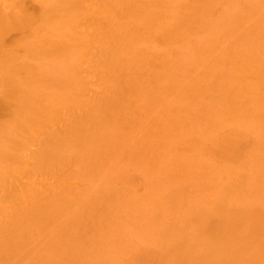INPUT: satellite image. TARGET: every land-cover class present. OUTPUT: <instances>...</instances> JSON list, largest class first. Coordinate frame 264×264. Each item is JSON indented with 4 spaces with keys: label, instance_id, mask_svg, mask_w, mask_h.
Wrapping results in <instances>:
<instances>
[{
    "label": "rangeland",
    "instance_id": "374dc122",
    "mask_svg": "<svg viewBox=\"0 0 264 264\" xmlns=\"http://www.w3.org/2000/svg\"><path fill=\"white\" fill-rule=\"evenodd\" d=\"M25 1H27L28 10L30 12L37 13V11H40V9L38 10V8H39V6H40V4L42 2L41 3H38L39 0H34L33 2H32V0H25ZM43 1H44L43 4H45V1L46 0H43ZM58 1L62 2L63 0L62 1L61 0H58ZM64 1H66V0H64ZM70 1H73V0H68L67 2L69 3ZM80 1H81V3L88 2V3L85 4L86 7L84 6L85 9H86V14H85V16H83L84 18H82V16H80V14L82 15V12L79 11V10H82L83 9V7H81V6H83L84 4H80V2L78 0V3H76V5L74 6V10L73 11H75V12H73L71 10L72 15H71V13H69V14L67 13V15L65 14L63 16L64 13L61 12L62 10L61 11L60 10H57V11H60L62 13V17H58L59 15H55V12L53 10L56 11V9L59 6L61 7V5H59L57 8H55V7L53 9L52 8L51 9H48L47 8L49 12L53 11L54 15H53V13H51L52 14L51 15L47 11V9L45 8L46 9V12H47V15L48 14L51 15V16L48 15V16H50L48 20L46 18H44V20L39 19V21H41L40 24H39V26H41V27H43L42 26L43 24H46V20L49 22L50 25L52 23L53 26H54L55 22L57 23V21H58V23L55 24L54 27L52 26V28H54V30L52 28H50L52 30H48L47 29V27L48 28L51 27L50 25H47L46 24L47 27L44 26L45 29H47L48 31H51V33L49 32V35H48V33H46L47 37L50 36V35H52V36H50L49 39L47 38V41L48 40H50V41H52V40H55L56 41L57 40L59 42V40L61 41L63 38L62 39L60 38L58 40V36L61 37V34L64 36V33H66L69 30L68 28L71 29V31L69 30L70 32L66 33V35L67 34H69V35H67V36L65 35L66 38H67V40H68V36H69V40L72 41V42H70L68 40L69 41V46H65V48H68L67 49L68 52L64 48L63 45L61 46V44H64V45L66 44L67 45L66 42L65 43H60L59 42L60 44L58 43V45L62 49L61 50L60 47L57 45V42L55 43V41H53L55 44H52V45L55 46V49L59 47L58 48L59 50H57L55 52V49H54V51L51 53L50 50H48L46 48L48 50L46 52L45 51L46 49L44 48V46L42 47V44L45 42V43L49 44L50 47H51V43H53V42H51V43H50V41H48L49 43L46 42V40H45L46 37H45V38H43L44 40L42 39L43 40V41H41L42 43L40 42L41 43V47L43 48V50H42L43 53L41 55L40 54H37V55H34V56L33 55H30L31 57L29 56L28 53L32 52V51H30L32 44H34V47L36 45L35 44L36 42L35 43L34 42L31 43V42L32 41H36L37 39L39 41L41 39V37H44L43 32H41L42 30L44 31V33H45V31L48 32L47 30L44 29V27H43V29L41 31L38 30L39 29V27H38V23L39 22H36L38 29L34 30L35 27H36V24H35L34 29H33L34 31L32 30V32H34L33 34L30 31L31 33L29 32V34L26 33V34H24L22 36L23 33H21V35H20V32L18 33L16 31H14V32L10 33V36H8L6 38V40L8 42V44H7L8 47L6 45V48L7 49H5L6 51L8 50V48H10V47L11 48L12 47L14 48L16 46L15 43H17V42L14 41L15 43L13 44L12 42H10V40H14V39H16V40L18 39L19 40V38L22 37V39L25 40L24 43L27 41V44L26 43L25 44L23 43V46H21L22 44L19 41L20 43L18 44V48L20 47L21 50H20V48L18 49V48L15 47L16 52H17L16 53L14 51V55H15V58H16L15 60H16L17 63H19L18 65H21L20 62L22 61L21 63H22V66L23 67H26V66L29 65L28 67L31 68V65L33 64L32 65V69H35V70L32 71V70L28 69V67L27 68H23L22 66H20V68L22 67L20 69V68H18L19 66H17V68L20 69V70H18L17 68H14L15 70L17 69L16 71L14 70L15 71L14 72L15 74L13 73V76L16 75V78L13 77V76H12V78H15L16 80L19 79V78H24L23 79V82H21L22 80L19 79L20 81L18 83V85L20 84L19 86L21 87V84L26 82L27 85L26 84L22 85V89H24L23 86L24 87H27L31 83H32L31 85H33V84L36 83L34 87L36 88V92H37V90H39L40 95H38L37 97H36V95H34L36 98L33 99L31 96L33 95L34 90H33V92L31 91L32 94H30L29 93L30 91H28V94L27 93L26 94L27 95H30V97H27V95H26L27 98L25 100L27 101V104L28 105L25 104V109H26L27 106H29V105L31 106L32 109L28 110V112L29 111H34V112H31L30 113L31 116L33 115V113L36 115L39 112V116L36 115V117H35V115H33L31 117L32 120H33V117H35L34 118L35 120L37 119V117L39 118L41 115L44 116V117H40L41 118V121H40L41 123L40 122L38 123V121H37V123H36V121H32L33 124L34 123L39 124V125L34 126L35 124L33 125L31 123L30 116H27L30 119V123H31V124H28V122H29L28 120L29 119H27L26 115H29V114H27L28 112L24 113L27 110L22 109V106H20L21 107V109L19 111L20 114L19 113H16V116L13 115V114H15L14 111H11L10 110L11 108L13 110H15L14 105H15V102L16 101H14L13 99L10 100L9 103H7V105H6L7 107L2 105V104L5 105V102H0V105H1L0 106V128H1V126L3 127L4 125H9L10 127L6 126V128L8 127V129H6V130H9V128H11V131H13V132L16 131L15 133H12L11 132V135L10 136L12 138L9 137V139L6 138V140H5V137H3V136L5 135V136L8 137V134H6V133L7 132L9 133L10 131H7L6 132L5 129L2 130V131H5V134H3L0 131V139H1V141H0V149L7 150L8 148H11V145H12V148H13V150L10 151L8 149L9 151L6 152V154L8 153L7 154L8 155L7 159L9 158V154H10V156L12 155L11 157H12L13 161H9L7 159H4L3 156H6V155H2L0 153L1 154V157H2V158L0 157V159H1L0 162L2 163V165L0 167V169H2L1 172H5V170H4L5 168L7 170L6 171V174H5L6 176L4 177V178L7 179V181H6L7 183L4 181L6 183V184H4L3 181L2 182L0 181L1 182L0 185L2 186V184H3V186H2L3 188L0 191V196L2 194V196L0 197L1 198L0 200H2V201H0V203H1L0 204V220L3 221L5 225H8V224L10 225L11 221H10L9 216L12 213L10 211L11 206L13 204L15 205V203H18L17 201H22L23 204H24L22 210H20V209L18 210L17 209L18 208L17 206H16V208H14V209L12 208L11 209V210H15V215L14 216H16V214L18 216L17 217V220L13 216H12L13 218L11 217V219H13L12 221L15 222V223L18 222L19 226L17 225L16 228L14 229V227H13V226H15L14 225L15 223H14L13 226H12L13 227L12 234L9 233V235L11 236V235H14L16 233L15 236H13V238H12V239H15L17 237V234L19 232H21V230L23 232L22 235H25V236H22L23 238L21 236H20V238L17 237L19 240L21 239L20 242L22 243V245L21 244L18 245V247L19 246L20 247L19 248L17 247L18 250L17 251L15 250L16 251V255H14L15 257H13V254H15V252L14 253H11L12 250L9 253H5V252L7 250L6 248H8V246L10 245V243H11L10 248H12V245L14 244V241H11L10 240L11 242L8 241L9 242V244H8V242H6L8 237L7 238L5 237L6 238V240H5L4 237H3L4 234L3 233L0 234V239H1V241H0V264L1 263L2 264L3 263L6 264V262H8V264H14V261L15 260H16L15 261V264H16V262L18 263V261L20 262L19 264H21L23 260L25 261L24 263H26V261L28 260V264H31V263H29L30 260L34 262V260H32V257L31 256L34 257V256H36L37 253H39L41 256H43L45 254V251H46V254L47 255L51 256L48 253V251H50L51 254H52V257H53L52 258V257H49L48 256L49 258H52V259H49V261L51 260L50 263H49L48 260H46V263L48 261L47 264H57V263L58 264H62V263H64L63 258H64V256H66L65 254H67L71 250V251H73L72 252V256H73V253L76 252L77 250H80V249H81L80 251H77V253H74V255L76 256V258H74V257L72 259L69 258L70 262L72 260V263L71 264H76L74 262H76L77 260H78L77 263L79 261H81V260L83 261V257L82 258L79 257L82 254H84V256L85 255L90 256V257H87V256L84 257V261L86 262V264H96V263L97 264H115L116 262H117L116 264H132V263L133 264H184V263L187 264V261L189 262V264L190 263L191 264H193V263L194 264H197V261H195L196 259H198V264L199 263L200 264L201 263L202 264H209V263L210 264H213L212 262H209V260L211 261L213 258L217 259L219 256H220L219 257L220 259L221 258H223V259H221V260L218 259V262H220V263H218V262L216 263L217 260L214 261L215 259H213L212 261L214 262V264H225V263L226 264H228V263L229 264H241V262H242V264H250L252 260H254V261H252L251 264H254V263L255 264H258V263L259 264H262L264 262V260H263V258H264V244H262V242H264V236H263L264 235V219H263L264 218V190H263V188H264V177H263L264 176V163H263L264 162V145H263L264 144V141H263L264 140V138H263L264 137V115H263V113H264V99H263L264 98V14H263L264 13V0H225V1L224 0H207V1L206 0H162L160 2L157 1L156 2L157 5H158V3H160V6L162 5V2L165 1V2H163L165 6H162V7H158L155 3L152 4L151 2H153L154 0H146V2L151 1V2L148 3L149 6H150V9L156 7V9H151V10L149 9V6H148V4L145 1L139 0L141 2V4H143L142 2L145 3V5L144 4L142 5L144 7L143 8V7L140 6V2H138V0H137V5H136V8L135 9L138 10L137 6L139 5L138 7H140L139 8L140 12H141V8H143L142 12L143 13H147L146 15H144L142 13L141 15L142 16L144 15L143 17L140 16V13L138 15H136L137 12H139V11H137L135 13H133V12L131 13L130 12L131 14H134V15H127V13H125L127 11H123L122 12L121 10L123 9L125 3L124 4L122 3V5H121L122 6V9L120 8L121 9L120 12L124 13L123 14L124 16L123 15H120L121 13L119 14L118 13L119 11H117V15H115L117 9L115 11H113V10L115 8L119 7V5H120V4H118L119 2L120 3L121 2H124V0L123 1L118 0L119 1V2L117 1L118 3L115 2L116 0H112V3L115 2L114 3V7H115L114 9H113L112 5L109 6V7L107 6L109 4L107 1H110V0H106V1L105 0H103V1L97 0V2L95 0L94 1L91 0L92 2L90 0H88V1L85 0L84 2H83V0H80ZM198 1H200V2H198ZM5 2H8V0L5 1ZM9 2H10V0H9ZM13 2H15V0H13ZM98 2H100V3H98ZM46 3H48V5H50V7H52L51 4L53 6L58 5V3L55 4V2H53L52 0H48V2H46ZM112 3H110V4H112ZM204 3L207 6H205ZM2 4L5 5L6 3H3L2 2ZM43 4H42V7L41 8H42V10L45 11L44 7L46 5L44 6ZM199 4H201V6H199ZM48 5L46 7H48ZM72 5L70 4V8H68L69 5L68 6L65 5V7H67L68 9H71V6ZM116 5H118V6H116ZM76 6H77V9H76ZM92 6H93V8H92ZM80 7H81V9H80ZM196 7L198 9H196ZM7 8L8 7H6L5 9L8 11ZM87 8H89V9H87ZM90 8L92 10H94V11H96V9L98 8V10L96 12H98V13L100 12L99 13L100 15L99 14H95L94 11H93L94 12L93 13L92 10L90 11ZM158 8L161 9L160 10L161 12L158 11ZM202 8L205 9V10L203 11ZM104 9H106L105 10L106 12L104 11ZM148 9L150 10L149 15H150L151 19L148 18L149 17V15H148V12L149 11H147ZM183 9L184 10L187 9V11L185 12ZM42 10H41V14H43L42 13ZM76 10L79 11L80 13L79 12L76 13ZM111 10L113 11L112 14H114V16H107L108 14H110L112 12ZM154 10H156V11H154ZM188 10H190V11H188ZM151 11H153V12H151ZM201 11L203 13H205V15L202 14ZM83 12H85V10ZM239 12L241 14H243V15H241ZM56 13L58 14V12H56ZM87 13H90V14L92 13L91 14L92 16L89 14V16H90L89 17ZM102 13H104V14L102 15ZM151 13H152V15H151ZM156 13L158 14V16H157ZM182 13H184V14H182ZM191 13L195 17L192 16ZM198 13L200 15H203L204 16L203 18L200 17L201 18L200 20H198L199 19V16H200ZM112 14H110V15H112ZM44 15H45V17H48V16H46V13ZM44 15H42V16H44ZM93 15H94V17H93ZM161 15L162 16L164 15V17L162 18ZM174 15L175 16L177 15V16L175 17ZM54 16H55V20H57L55 22H53ZM66 16H68V18ZM131 16H132V18L134 17L136 19V20L134 19V23L133 24H135V25L137 24L138 29L143 28V30L140 29L138 31V29L135 28L137 26H135V25L132 26V29L135 28V29H133L134 32L136 33V31H137V33H139L138 35H139V39L141 41L139 39L137 41H140L141 42L140 46L137 44V41L134 40V37H132L135 34V33L133 34V32H132L133 30L130 29L131 28L130 25L132 23L129 25V22H127L129 20V18H130L129 21L130 22H133V19L131 18ZM167 16H168V18H167ZM88 17H89L90 20L88 19ZM109 17H111V18L110 19H107ZM124 17L128 18V20L126 18H124ZM144 17H146V19L148 18L147 19L148 21L145 20L148 23L143 22L144 21ZM153 17H154V19H153ZM182 17H185L187 20H184L185 18L182 19V20L180 19L181 21L179 19H177V18H182ZM191 17H193V18H191ZM50 18L52 19V21L50 20ZM119 18L121 20H123L124 22L121 21ZM165 18H167L169 20H167ZM189 18H191V19H189ZM99 19L101 20V22H100L101 24L104 23V22H106V21L107 22L110 21V20L113 21L111 24H109V25H112V26L116 22H118V21L115 22L114 19L115 20H119V21H121V23L123 22L122 24L120 22L119 23L122 26L124 25L123 27H126V29H127L128 26H130V27H128V31L129 32L126 31L125 28L122 29V31H124V32H122V33L119 32L118 31V27L120 26L119 24L118 25L116 24L117 26L115 25L117 27V28L115 27V29L118 31V32H115L116 30L113 31L114 26L110 29L109 28L110 26L107 27V24L109 22L108 23L106 22V23H104L103 26H105V24H106V26H105V27H107L106 28V32L109 29L111 30L110 31L111 32V36H110L109 31L107 33L104 32L105 30H103V29H105V27L102 28L101 27V24H100V28L98 29L99 26L97 27V25H99V22H98ZM137 19L140 20V22ZM164 19H165V21L166 20L169 21L168 22L169 24H171L172 22H174L175 19H176L177 20L176 23L174 22L175 23V29H174V27L172 28L171 25L169 26V24L167 23V21L165 22ZM170 21H172V22H170ZM190 21L192 23H190ZM198 21H200L201 23H199ZM179 22H181V24L182 23L183 24L185 23L187 25L184 24V26H183V24L181 25ZM142 23L144 24L143 27H142ZM163 23H165L164 25L167 26L169 30L166 29L167 27H163L164 26ZM177 23L181 27L179 25H177ZM68 24L70 26H68ZM95 24H97V25H95ZM127 24H128V26H127ZM198 24H200V25L197 26ZM56 25H58L59 27H56ZM140 25H141V27H139ZM64 26L67 27L66 28L67 31L65 30V27ZM122 26H120V27H122ZM191 26H192V28H191ZM95 27H97V28H95ZM159 27H160V29H159ZM178 27H179V32H178ZM171 28L173 30H171ZM230 28H231V30H230ZM60 29L63 30V33H62V31ZM37 30H38V33H40L41 35L40 34L38 35L36 33ZM99 30H100V32L103 30L102 32L103 33H106V36L109 39L108 40L106 38L108 41L105 39L106 36L103 35L102 33H100ZM175 30H177V31H175ZM233 30H234V32H233ZM52 31L54 33H52ZM64 31H66V32H64ZM73 31H75V33ZM95 31L96 32L98 31L99 33H96ZM125 31L128 32V33H130V34L132 32L133 35H130L128 33L126 34ZM172 31H173V33H172ZM87 32H88V34H87ZM123 33H125L126 35H124ZM36 34H37V37H40V39L36 37ZM74 34H75V36H74ZM76 34L78 35V37L80 38V40H78L79 38L77 37ZM100 34L103 35L102 38H101V35ZM34 35H35V37L37 39H35ZM54 35L55 36L58 35L57 36V39H55L56 37ZM115 35L117 36V38L118 37H121V38H118L117 39L115 37L117 39V40L115 39L116 43L117 44L119 43V44L116 45V49L114 48L115 49L114 50L113 47L115 45H114V42H113L114 41V37L113 36H115ZM136 35H134V36H136ZM138 35L136 37H138ZM65 36H64V39H66ZM30 37L31 38L33 37L32 38V41H31V38ZM122 37H124V38L128 37L129 39H132L131 41L134 40V42H132L133 45L132 44L130 45V43H128L127 41H125V42L123 41L124 43L127 42L126 43L127 47H130V49L132 51L131 50H128V49H127V51L126 50H124V51L123 50H120V51H123L122 55H120L121 52L119 51V49L117 47L121 48L120 46H125V44L122 45V43H123L122 42ZM112 38H113V40H112ZM22 39H20V40H22ZM97 39H98V41H97ZM100 39H101V42H100ZM110 39H111V42H110ZM119 39H121L120 40L121 44L119 42ZM63 41L64 40H62V42ZM9 42H10V44H9ZM22 42H23V40H22ZM28 42L31 43V44H29ZM140 42H138V43H140ZM230 42H232V43H230ZM40 43H38L37 46L40 47V45H39ZM28 44L30 46L29 52H28V48H27ZM70 44L72 45L73 48L70 47L71 46ZM95 44H97V45H95ZM128 44H129V46H128ZM134 44H135L136 47L134 46ZM11 45H14V46H11ZM24 45H26L25 48L27 49V52L24 49ZM79 45L80 46L83 45V49H82V47L80 48ZM103 45H105V46H103ZM88 46H89V48H88ZM36 47L34 49H35V51L37 53V50L39 52V50H41V48H39V47L36 48ZM102 47L104 49V54L103 53L102 54L100 53L101 51L103 52V50L98 51ZM138 47H139L140 50H142V49L143 50L140 52V50L138 49ZM145 47H147V48L144 51V48ZM15 49H11V51H13ZM22 49L25 50V51H23ZM34 49H32V50H34ZM71 49H72V52H70ZM121 49H126V47L125 48L123 47ZM51 50H52V48H51ZM116 50L118 51V53H120L119 55H115V51ZM133 50L134 51L137 50V51H139V53H137V51H135V53L133 54L132 53V52H134ZM65 51L67 52L66 54H65ZM112 51H114V53H112ZM22 52H23V54H22ZM124 52H125V55L127 53L128 54L126 56L125 55L123 56ZM166 52L168 54H166ZM12 53L13 52L9 53V56L7 55L8 56V59H6L7 56L5 55L6 56L5 59L6 60H9L8 62L11 61L12 63L10 62V64L12 66L10 64H8V63H6V64L4 63V61H5V60L3 61L4 56L2 57L3 59H1L0 64L4 63V64H2L4 66L10 65L7 68L13 67V64L15 63V60L13 58L14 55ZM26 53H27V55H26ZM32 53L34 54V52H32ZM63 53L65 54V56L63 55ZM84 53H87V54H84ZM129 53H130L131 56L129 55ZM142 53H145V55L142 54ZM10 54H12V56ZM17 54H19V56ZM52 54H55L56 57L53 58L54 55H52ZM67 54H68V56H67ZM110 54L112 55L111 58H110ZM113 54H114V56H116V58L113 56ZM138 54H142L143 57L145 56L144 57V60H143V57H142L141 60L140 59H136L139 56ZM156 54H158V55H156ZM204 54H205V56H203ZM75 55H76V57L78 55V59L77 60H79V59L82 60V61L79 60L80 63H79V61L76 60ZM166 55H167V57H165ZM50 56H52V57H50ZM148 56L150 58H148ZM39 57H43V60H42V58H39ZM49 57L52 58V59H50ZM62 57H63V60H61ZM67 57H69L70 59H68ZM104 57H105V59L103 61L102 59ZM107 57H109L111 60L110 59H106ZM121 57H124L123 60L126 61V63L129 62V61L132 62L134 60H137V61H134V63L137 62L139 64V63H141V61H143V63L144 62H146V63H145V66H144V64H142L143 65L142 68L140 67L142 65H138L137 63H135V64H137L138 68L139 67L141 68V69L140 68L138 69V68H133V67H136V66H134L135 64L132 67L131 66L132 63L129 62L128 64H126L122 60L123 64H125V65H122V63L118 64V66L119 65H122V66L119 67L120 69L118 70V67L115 65V62H116L117 59L118 60H117L116 64L118 62H120L121 60H119V59ZM125 57L128 58V59H126ZM131 57L132 58L135 57V59L131 61L129 59ZM151 57H154V58H151ZM12 58H13V60H12ZM31 58L33 60H31ZM35 58H37V59L35 60ZM56 58H57L58 61L56 60ZM145 58H148V60L146 59V61H145ZM206 58H207V60H206ZM17 59H20V60H17ZM46 59L47 60L49 59L48 62H47ZM83 59H84V61H83ZM98 59L100 60V63L101 62L104 63L105 60H109L107 62H109L110 65L112 64L111 66H113V64L115 65V66H113L115 68L114 70H111L113 67L112 68H111V66L109 67L110 68V71H108V73L112 71L111 73H109L110 74L109 76H107L108 73L106 71L108 63H107L106 66L103 65V64H99V60ZM112 59H113V61H112ZM197 59H199V60L197 61ZM68 60H70V62ZM75 60L77 61L78 65H77V63L75 64V62H74ZM138 61H140V62H138ZM162 61H164V62H162ZM211 61H212V63L214 65L211 63ZM5 62H7V61H5ZM152 62H154L153 65H152ZM176 62H178V64H176ZM17 63L15 65H17ZM155 63H156V65H155ZM192 63L193 64L195 63L194 64L195 66ZM210 63H211V66L212 67L210 66ZM104 64H106V62ZM146 64H149V65H146ZM204 64L206 66V69H205V66H203ZM126 65H128V66H126ZM197 65H199V66H197ZM208 65L211 68H209ZM99 66L100 67L101 66L104 67L103 69L102 68L100 69L103 72L102 71L100 72V70H99L100 67ZM130 66L132 68H129ZM214 66H215V68H213ZM33 67H35V68H33ZM37 67L40 70H42V72L44 71L43 73H45V76H44L43 73L41 72L42 74H40V75L41 76L43 75V77L41 79H39V77H41L39 75L40 70L38 71V73L35 72L38 69ZM81 67H83V68H81ZM127 67H128V69H127ZM158 67H161V69H164L165 68V71L166 72L164 70H163V72H165V73L161 72V69L159 70ZM2 68H1V70H2ZM7 68L4 67L3 70H5L7 72ZM123 68L124 69L126 68V69L124 70ZM175 68H177V69H175ZM26 69L30 70V73H28L29 71L27 72ZM132 69H134V75L133 76H132V74H133V70ZM135 69L137 71H135ZM1 70H0V72H1ZM120 70L122 72H119ZM129 70H130V72L132 70V72L130 73ZM152 70H153V72H151ZM177 70H179V71H177ZM5 71H4V73L3 72L0 73L1 75L3 74V78H4V75L5 74H9V75L12 74V73L11 74L10 73H5ZM46 71H47V74H46ZM65 71L68 74H66ZM197 71H199V72L197 73ZM16 72H17V74H16ZM95 72H97V73L95 74ZM115 72H118V73H115ZM155 72H156V74H155ZM24 73L27 74V75H25ZM90 73H92V74H90ZM99 73H100V75H99ZM102 73L104 75H101ZM157 73H159V74H157ZM166 73H167V75L170 74L171 76L170 77H167ZM125 74H126V76H125ZM153 74H155V76ZM164 74L166 75L167 78L165 77ZM9 75H7V77ZM17 75H18V78H17ZM28 75H30V76H28ZM31 75L33 77L37 75L36 76V77H38L37 82L33 78L32 79L31 78L29 79V77H31ZM49 75L51 77V80H49L50 79L49 78ZM67 75H69V76H67ZM159 75H160V77H159ZM180 75H182V76H180ZM78 76H80V77H78ZM102 76H104V77H102ZM92 77L95 78V79H93ZM109 77L110 78L113 77V78L110 79ZM121 77H122V79H121ZM129 77H132V78H129ZM141 77L142 78L144 77V78L142 79L141 82L139 80L138 83H137V80L138 79H141ZM162 77H165V78L162 79ZM175 77L177 79H175ZM64 78H65V80H64ZM85 78H86V80H85ZM71 79H73V81ZM88 79H89V81H88ZM90 79L92 80L91 82H90ZM102 79L104 81H106V82H104ZM106 79L109 80V83H107L108 81ZM133 79L136 80V84L134 83L135 81ZM178 79H179V82H178ZM29 80L31 82L27 83ZM66 80H68V81H66ZM42 81H44V84H43ZM110 81H112V82H110ZM117 81L118 82H121V83H118ZM144 81L145 82L146 81H149L152 84L153 88H151L152 86H150L151 89L148 90L149 87H148L147 84L149 82L148 83L146 82V85L145 86L148 88V89H146V87H144V85H142V84H145ZM6 82L4 84H6ZM130 82H131V86L132 87H130ZM132 82H133V84H132ZM163 82H164V84H163ZM110 83L112 84V86L109 85ZM184 83H186V84H184ZM7 84H8V82H7ZM46 84H48V86ZM176 84H178L177 87H174V85L176 86ZM36 85H38V86H36ZM113 85H115L114 87L117 89L115 91L116 93L114 92L115 94L113 96L115 97V99H117L116 102L119 101L120 104L123 103V105L120 106V104H119L117 106L118 103L116 104V103H114L115 101H113V100H115L114 97H113V100L109 98V101L107 102L106 98H108V97L106 96V98H104V100H106L105 102L107 103V108L109 106L115 104L117 106V108L116 107L115 108L118 111L120 110L119 111L120 113L119 112H114L115 114L117 113L116 115L118 117L116 115H114L113 112L111 114L112 116L114 115L113 117L117 120L116 121V123H117L116 125L114 124L115 123L114 122V119L112 118L113 119V121H112L111 116L109 115L111 112L110 113L107 112L108 114L106 113V115H105V113H104V115H102L103 110H104V112L107 111V109L105 110V108H104L106 106L105 103H104L105 105L103 104L104 106L102 105L103 108H104V109H101L102 111L98 110L101 107V105H100L99 108L96 106L98 104V102H99L98 101L99 99H102L105 96V94L106 95H109L110 93H112L113 92V89L115 90V88L113 87ZM125 85H127V86H125ZM163 85H165L166 87L163 86ZM2 86H4V88L3 87H2L3 89L0 88V92L2 90L3 91L5 90V94H7L6 91L8 92L10 90L9 89L10 88V85H9V88L8 87L6 88L5 85H2ZM42 86H43V88H42ZM139 86H142V87H139ZM171 86H173V88L175 90H179V89L182 90V91H179L177 93V96L180 94V97L179 98L176 97V94H175L177 91L174 92V89ZM34 87L31 86L30 88H34ZM75 87H77V88H75ZM99 87L100 88L102 87V88L100 89ZM120 87L121 88L123 87L122 88V91L121 90H118V89H120ZM133 87L134 88L136 87V89H134ZM207 87H209V88H207ZM224 87H226V88H224ZM244 87H245V89H244ZM72 88H74V89H72ZM141 88H142V90H141ZM154 88H156L157 90L154 89ZM255 88L258 89V90H256ZM27 89H29V88H27ZM106 89H108V91ZM124 89H125V91H124ZM172 89H173V91H172ZM243 89H244L245 92L243 91ZM63 90H64V92H62ZM131 90H133V92ZM145 90L148 91V92H146ZM78 91L80 92V95H79V92ZM117 91L118 92L119 91L121 92V96H120V94ZM123 91H124V93H126V96L127 97L125 96L124 93H122ZM143 91H144V93H143ZM255 91H256V93H255ZM108 92H109V94H108ZM135 92H136L137 96H136ZM158 92H159V94H158ZM3 93L0 96L3 97V95H4ZM45 93H46V95H45ZM127 93L129 94V97L131 99H129ZM168 93H171V94H168ZM122 94H124L123 97H122ZM144 95H145V97L147 99L144 97ZM148 95H150V96H148ZM159 95L160 96L163 95V96L160 97ZM170 95H172V96H170ZM185 95H186V97H185ZM187 95H188V97H187ZM241 95H242V97H241ZM56 96L58 98H56ZM140 96H142V98L143 97L144 98L142 99ZM246 96H247V98H246ZM69 97H72L71 100L73 101L74 104H75V102L77 103V101H78L79 102L78 106H75L74 104L73 105L71 104L72 106H70V105H68V103L66 105L64 103L66 101L65 98L68 99ZM151 97H153V99ZM31 98H32V100H31ZM40 98H41V100H40ZM135 99H137V100H135ZM158 99H160V102L157 101ZM162 99H164L165 101H163ZM235 99H236V101H235ZM258 99H260V100H258ZM48 100L49 101H52V103H54L55 101L56 102L54 104L50 105L51 102H49ZM110 100H111V102L113 101L114 104H110L111 103ZM121 100H123L124 102H126V104H124V102H122ZM152 100H154L155 103ZM244 100H246V101H244ZM11 101H13V102H11ZM37 101L38 102L40 101L43 104V106H41L40 102L38 103ZM43 101L46 102L45 103L46 106L49 104L48 107H50V108H47V110H46V106L44 107ZM128 101L129 102L132 101V104H133V105L130 104L131 105V108H132L130 110L128 109V108H130V106L128 105L129 104ZM252 101H254L255 103L252 102ZM257 101H262V102H257ZM158 102H159V104L161 106L158 105ZM162 102H164V103H162ZM233 102L236 103V104H234ZM35 103H36V105L37 104H40V105L39 106H36ZM99 103H101V102H99ZM136 103H137V108L136 107H133V106H136ZM148 103H150V104H148ZM20 104H23V103L20 102ZM94 104H96V105H94ZM108 104H109V106H108ZM201 104H206V105H201ZM53 105H55V111H56L55 113H54V107H53ZM125 105H127V106H125ZM146 105H148V106H146ZM30 106L28 107V109L30 108ZM98 106H99V104H98ZM123 106H124V108H122ZM112 107L113 106L109 107L110 110L108 109V111H112L113 109L115 110V108H112ZM126 107H128V108H126ZM194 107H195V109H193ZM205 107L207 108V110H205L206 109ZM234 107L237 110H234L235 109ZM245 107L246 108L248 107V108L246 109ZM6 108H7V111H9V112L5 111ZM125 108H126V111H125ZM143 108H145V109H143ZM257 108L258 109L261 108L259 110V112L257 111L258 110ZM136 109H138V110H136ZM186 109H187V111H186ZM77 110H78V112H77ZM88 110H90V111L88 112V114H86ZM92 110H94V111H97L98 110V111H97V113H95ZM131 110H133V112ZM156 110L158 111V113H156L157 115H155V111ZM21 111H23V112H21ZM122 111H125V113L126 112H129V113H127L128 115L125 114L124 117H122L123 116V114H122L123 112ZM130 111L132 113H135L134 116H133V114ZM143 111L145 113H143ZM237 111H240V112H237ZM79 112H80V114H79ZM136 112H138V114ZM139 112H142L143 114L142 113H139ZM225 112H226V114H224ZM11 113H12V116H11ZM40 113H41V115H40ZM56 113L58 114V116H56L57 115ZM89 113H91V114H89ZM100 113H101L102 116L100 115ZM170 113L172 114V116L170 115ZM18 114H19V116H18ZM23 114L26 117V120H27L26 122L28 124V126H27L28 128H25V130H26L25 132H23L24 130L18 131V130L24 129V126L26 127V125H25L26 122L25 121H22L24 116L23 117L21 116L22 118L20 117V115H23ZM77 114H79V115H77ZM98 114L101 116V118H99L100 116L99 117L97 116ZM118 114H120V115H118ZM129 114H132V116L134 118L131 115H129ZM88 115H89V117H88ZM151 115L153 117H151ZM154 115H155V117H154ZM50 116H51V119H53V120H51V121H53V123L48 120L50 118ZM137 116H139L138 119H137ZM180 116H182V117H180ZM251 116H253V117H251ZM45 117L46 118L49 117V118L46 120V119H44ZM56 117H58V118H56ZM82 117H84V118H82ZM85 117H87L88 118V121L90 122V124H88L90 128L87 127L88 126L87 125V122L88 121L86 120L87 118L85 119ZM130 117H131L132 121H131ZM200 117L201 118H204V119H201ZM89 118H91V119L89 120ZM117 118H119V119H117ZM155 118H157L159 121L157 119H155ZM161 118H162V120H161ZM167 118H168V120H165ZM190 118H192V119H190ZM8 119H9L10 122L8 121ZM97 119H100L99 124H98ZM104 119H105V123H106V124L105 123L104 124H105L106 127L105 128L103 127L104 131H102L101 130L102 127L99 128V126L101 124H103L102 121H104ZM120 119L122 120V123H121V120ZM42 120L43 121L44 120L48 121V124H47L46 121L43 122ZM60 120H62V121H60ZM80 120L83 121L84 122L83 124L86 125V126L84 125V128H82L83 124H80L81 127L80 126L79 127L76 126L79 123H82V122H80ZM126 120L128 121V123H127ZM147 120L148 121L151 120V121L148 122ZM95 121H97V122L94 124ZM109 121H111V123H113L115 125V127H117V128L114 127L115 129L113 128V130H112V127L114 125L112 126V124H109ZM144 121H146V122H144ZM77 122H78V124H76ZM100 122H101V124H100ZM131 122H132L133 125L131 124ZM205 122H208V123H205ZM17 123H18V125L20 127L18 125H16ZM118 123H120V124H118ZM167 123H168L169 126L167 125ZM171 123H173V124H171ZM174 123L176 125H174ZM23 124H24V126H23ZM46 124L47 125L50 124V125L47 126ZM108 124L111 125L110 126L111 128L107 127V126H109ZM155 124H158L159 126H162V127H159L158 125H155ZM31 125L33 127H35L32 131H30V129H29V128H32ZM67 125L68 126L70 125V130H69V127ZM73 125L78 128V129L76 128L77 129L76 132H75V128L74 127H73L74 130L71 129V126H73ZM117 125L119 126V128H118ZM131 125H132V128L130 127ZM152 125L155 126V127L153 126L154 127V130L151 127ZM37 126H39V127L41 126V128H39L40 131H39V129H37L38 132H39V134H36L35 135V133H37V130H35ZM261 126H262V128H261ZM166 127H169V130L170 131ZM177 127H178V129H177ZM3 128H5V127H3ZM121 128H123V129H121ZM151 128H152V130H151ZM89 129H91V130H89ZM108 129H110L111 131H109V132L106 131V133H104L105 130H108ZM117 129H121V130H117ZM158 129H160V130H158ZM163 129L164 130L167 129L168 131L166 130V132L169 135L168 134H165L166 132H164ZM171 129H173L174 131L173 130L171 131ZM71 130L74 133H72ZM79 130L82 131V132H79ZM254 130L256 132H254ZM260 130H261V132H260ZM29 131L30 132H33V133L35 131L36 132L34 134L33 133L27 134V132L29 133ZM54 131H56V132H54ZM58 131H59V133H61V132L64 133V137H66V139H67V137H69V136L71 137L72 135L74 136V137L72 136L73 139L77 137V139H75L74 142L71 141L72 142L71 143L70 140H68V143H65V145L68 144V146L70 148L67 147V146H66V148L60 146V148H62V150L64 151L62 153L59 151V148L57 150H54V147L53 146H55V145L58 144V141L56 140L57 138H51L53 132L55 133L53 135V137H59L58 134H57ZM86 131H88V132L85 133ZM98 131L99 132L102 131L103 132L102 135L108 134L107 136H109V138L107 136H105V135H104L105 137L104 136L102 137V135H100L102 132H100V134H99ZM126 131H127V133H126ZM141 131H142V133H141ZM156 131H157V134H156ZM160 131H162V134H161ZM228 131H229V134L231 135L230 137L228 135ZM231 131H232V133H231ZM17 132H18V134H17ZM40 132H42V133H40ZM44 132H45V134H44ZM47 132L49 133V135H51L50 137H49V135H48ZM50 132L52 134H50ZM68 132H70L71 135H69L70 133L68 134ZM77 132H78V135H77ZM112 132L115 134V137L113 136L114 134H112V136L114 138L112 136H110ZM131 132L134 133V134H136V132H137V134H136L137 136L135 135L136 136L135 137L134 134H133V136H134L133 137L131 135L132 134ZM147 132H149V133H147ZM199 132H201V133H199ZM122 133H123V136H122ZM124 133H125V135H124ZM140 133H141V135H139ZM158 133L160 134L159 137L161 135H163V136H161L160 138L157 137L156 135H158ZM170 133H171V135H170ZM177 133L181 137L179 135H177ZM13 134L16 135V136H14ZM181 134L184 135V136H182ZM223 134H224V136H223ZM46 135L48 136L49 140H51L50 143H48L49 140H48V142L45 141L46 139H48V138H46L47 137ZM62 135L59 137L60 139L63 138ZM204 135L205 136L208 135V136L205 137ZM85 136H87V137H85ZM93 136H95V139H94ZM98 136H100V137H98ZM127 136H129V137H127ZM148 136H150V140L153 137V140L150 141ZM166 136H168V137H166ZM210 136H212V137H210ZM246 136H247V138H246ZM257 136H260V137L257 138ZM82 137L83 138H87L88 139L87 141H90L91 138L94 139V140H92L91 142L88 143L89 144L88 148H87V145H86V142L87 141L85 139V141H86L85 142V145L86 146H84V145L83 146H84V148L86 150L85 149H83V150L80 149V148H83L82 147V144H84V142L82 143V141H80L82 139ZM89 137H91V138H89ZM97 137L99 139H97ZM143 137H145V138L147 137L148 138V141L145 138L143 139ZM154 137H156V138L154 139ZM243 137L246 138V139H244ZM14 138L18 140V144H21V142H19V140L20 141L22 140V143H24L25 141H23V140H26L27 139L29 143L28 142H25V143L26 144L28 143L29 144V147H28V144H27V147L25 145L22 146V144L19 145V146L16 145V143H17L16 141L17 140L15 141ZM123 138H124V140H122ZM52 139H55V140H52ZM64 139L65 138H63V140L61 139V141L59 140L60 143L62 142V144H63ZM133 139H135V140H133ZM141 139H143V141ZM184 139H186L188 141H186ZM217 139H218V141H217ZM223 139H225V140H223ZM257 139H258V141H257ZM7 140H9V141L13 140L16 143H15V145H13L14 142H12V144L10 143L11 145L10 144H7L6 145L4 143L7 142ZM77 140H79V141L77 142ZM102 140L104 141V144L105 145L101 144V146H100V143L103 142ZM112 140L114 141L113 142L114 143V145H113L114 147H112L110 145V143L112 142ZM120 140H122V142H120ZM175 140H176V142H175ZM183 140L185 142H181ZM44 141L47 142L49 145L47 143L45 144ZM54 141H57V144ZM125 141H127V142H125ZM53 142L55 143L54 145H53ZM65 142H67V140H65ZM135 142H137V143H135ZM108 143H109L110 147H108L109 146ZM128 143H129V145H128ZM130 143H131V145H130ZM164 143H166V144H164ZM195 143H197V144H195ZM232 143H234L235 145L232 144ZM260 143H262V144H260ZM43 144H44V146L46 145L48 148L46 146L44 148L43 147ZM79 144H81V147L80 146H76V145H79ZM93 144H95L94 145L95 146L94 147L95 149L94 148L92 149V145ZM158 144H160V145H158ZM249 144L252 145V146H250ZM258 144H260V145L257 146ZM97 145L99 147H102V145H103V146H106L107 148L105 149L104 147H102L101 149H98V146ZM116 145L118 146L117 147L118 149L115 148ZM49 146H50V148H49ZM63 146H64V144H63ZM129 146H131V148ZM198 146H201V148L198 147ZM52 147H53V151L54 152L52 151ZM57 147L55 146V149ZM73 147H75V148H73ZM77 147H79V148H77ZM90 147H91L92 151H90ZM119 147L121 148L122 152H121V150H120ZM148 147L150 149H152V150H153V147H154V150H155V151L153 150L154 153H155V155L151 151V158H148V156H146L147 152H145V150L147 151V148ZM110 148H112V149H110ZM126 148L127 149L129 148V149L127 150ZM149 148H148V150H149ZM235 148H236L237 151L235 150ZM70 149H72V150L70 151ZM130 149H131V152L133 153V155L136 156L137 158L134 157V156H132V155H130V154H132L129 151ZM5 150H4V152H5ZM19 150L21 151V153L23 155L22 154L20 155V151ZM75 150H76V152L77 151H84V153L86 152V155L87 156H85V154L83 152H81L82 159L84 158L83 161L81 159H80V161H79V159L76 160V156L77 155L75 156L74 154L73 155L75 156V158L73 156V159H75V160L71 161L72 160V158H71L72 157V154L70 152H73ZM113 150H115V151L113 152ZM168 150H170V152ZM181 150H183V151H181ZM65 151H66L67 154L69 153L67 155L68 158L66 157L64 159L61 156L63 158V160H61L62 158L60 157L61 158L60 159L59 158V155H61L63 153L66 155ZM68 151H70V152H68ZM246 151H248V152H246ZM0 152H1V150H0ZM4 152H3V154H4ZM49 152L50 153L52 152L50 156L54 155L55 158H51L50 156H49L50 157L49 158V157H47V156L44 155L46 153H48L47 155H49L50 154ZM94 152H95V154L93 155ZM156 152H157V154H156ZM162 152L167 153V154L165 155ZM57 153H61V154H58V156H57ZM88 153L90 155H88ZM148 153H149V151H148ZM64 154H63V156H64ZM78 154L80 155V152H78ZM105 154H110V155L112 154V155L111 156L110 155L108 156V155H105ZM169 154H170V156H168ZM231 154L233 156H235V154H236V156L233 157ZM240 154H242L243 156L240 155ZM138 155H140L143 160ZM83 156H85V157H83ZM163 156L165 157L164 160H163V158H164ZM166 156H167L168 159H166ZM171 156L173 157V159H172ZM182 156H183V158H182ZM185 156H186V158H185ZM56 157L58 159H56ZM112 157H113V159H112ZM131 157H132V160L135 159V161H132L131 160ZM146 157H147V159H146ZM169 157H170V159H169ZM174 157H176V158H174ZM202 157L204 158V160H203ZM246 157L249 160H247ZM79 158H80V156H79ZM88 158H90V159L88 160ZM154 158H156L157 161H153V160H156ZM178 158L180 159V161H179ZM47 159H49V160H47ZM118 159L119 160L121 159L120 162H117V161H119ZM175 159H177L178 162ZM126 160H128V161H126ZM138 160H139V163H138ZM169 160H171V161L168 162ZM172 160H173V162H172ZM121 161H123V163ZM158 161L161 162L162 164L159 163ZM163 161H165V162H163ZM184 161H186V162L184 163ZM194 161H197V162H194ZM239 161H240V163H239ZM50 162L54 163V164L51 163V166L52 167H50ZM83 162H84V164H83ZM111 163H113V164H111ZM118 163H120L123 166V168L120 167L121 165H119ZM136 163H138V164H136ZM154 163H157V164H154ZM178 163H179V165H178ZM197 163H199V166H198ZM86 164H87V167H86ZM93 164H95V165H93ZM152 164H153V167L151 169L150 167L152 166ZM225 164H227V165H225ZM74 165H75V167H74ZM165 165L168 168L165 167ZM3 166H5V167L3 168ZM190 166L191 167L193 166V168H191ZM48 167H50V168H48ZM71 167H73V168H71ZM83 167L84 168L86 167V170L83 169ZM146 167H148V170L146 169ZM58 168H60V170ZM124 168L127 169V170H124ZM155 168H157V169H155ZM220 168H221V170H220ZM49 169H50V171H49ZM52 169H53V171H52ZM77 170H79V172ZM84 170H85V172H84ZM139 170H141V171H139ZM143 171L145 172V174H143L144 173ZM185 172L187 174H190V175H187ZM146 173H148V175ZM210 173H212V174H210ZM228 173L229 174L231 173L230 174L231 176ZM80 174H82V175H80ZM12 175H13V177H11ZM86 175H87V177H86ZM249 175H250V177H249ZM17 177H19V179H17ZM183 177H184V179H182ZM186 177H188V178H186ZM13 178H14V180H11ZM15 178H16V180H19V182H16ZM173 179L174 180L176 179L177 181L176 180L174 181ZM8 180L10 181V183H9V184H11L10 186L8 184ZM156 180H158V181H156ZM164 180H165V182H164ZM198 181H200V182L198 183ZM43 182H46V183L48 182V183L45 186V185H43L44 184ZM153 182H154V184H153ZM182 182H183V184H182ZM12 183H16V184L19 183L17 185H19V186L21 185L22 188H21V186L18 187V186H16V184H12ZM66 183H68L67 185H70V186H67ZM26 184H28V186H31V187L26 186ZM158 184L160 185L161 188L159 187ZM175 185H176V187H175ZM4 186H6V187H4ZM11 186L13 188L15 186L14 192H13V188ZM44 186L45 187L49 186L50 188L48 189V188H45ZM16 187H18L19 189L18 188L16 189ZM68 187H69V189H66ZM72 187H73V189H72ZM151 187H152V189H151ZM172 187H174V188H172ZM6 188H8L9 190L6 189ZM26 188H30L29 189L30 192ZM64 188H65V190L63 191ZM124 188H126V189H124ZM154 188L156 190H153ZM203 188H205V189H203ZM218 188H221V189H218ZM231 188H232V190H231ZM10 190L12 191V193L9 192ZM70 190H71V192H70ZM143 190H145V191H143ZM233 190H234V192H232ZM6 191L9 192L10 195ZM16 191H17V193L15 194ZM134 191L136 192L135 194H133ZM57 192L58 193H61L62 192V195H60V194L58 195ZM212 192H214V193H212ZM5 194H8V195H5ZM205 194H206V196H205ZM253 194H254L255 197L253 196ZM124 195H127V196H124ZM123 196H124V199H123ZM2 197H4V199H2ZM16 197H18V198H16ZM220 197H221V199H220ZM200 198H202V199H200ZM212 198H215V199L213 200ZM37 199L41 200L43 203H41V201H39ZM45 200H48L49 202L46 201V203H45ZM115 200H116V202L117 201L118 202L116 203ZM167 200H169V201H167ZM9 201L11 203L13 201V204L11 205V203ZM22 202H19V205ZM126 202H127V204H126ZM25 203H27L28 205H26ZM44 203H45L46 207L44 209L43 206L41 205L42 208L44 209L43 211H42V209L40 210L41 213L38 210L37 211L35 210V208L37 209V207H39L38 209H40V205L39 204H44ZM121 203H122V205H120ZM2 204H4V206ZM36 204H38V205L36 206ZM1 205H2V207H1ZM6 205H8V206H6ZM26 206L28 208L27 210L24 209ZM48 206H50V207H48ZM121 206H123V207H121ZM32 207H34V210H33ZM111 207H112V209H110ZM120 207L122 209H120ZM128 207H130L131 209L128 208ZM239 207L241 209H239ZM29 208H32L31 211H30ZM125 208L126 209L128 208L130 210V212H129L128 209L126 210ZM215 208H217V209H215ZM7 209H9V210H7ZM123 210H126L127 212L126 211L123 212ZM238 210H240L241 212L238 211ZM242 210L244 211V213H243ZM25 211H27V212L30 211V212L27 214ZM35 211H36V215H33ZM1 212H2V214H1ZM7 212H8L9 215L7 214ZM22 212H23V216H22ZM154 212H155V214H154ZM116 213H117V215H116ZM134 213H136V214H134ZM156 213H159L158 214L159 216ZM239 213L243 214L244 216L241 215V214H239ZM24 214H26V215H24ZM166 214H167V216L164 217ZM234 214L236 216H234ZM238 214H239V216H237ZM246 214L247 215L249 214V215L247 216ZM134 215L135 216L137 215V216L135 217ZM151 215H152V218H151ZM240 215L243 216V219L246 218L245 217V215H246L247 216V219L249 218L251 220L249 222H248L249 219L248 220L247 219L245 220L244 223H248V225L246 224L247 226H245L244 223L243 224L240 223V221H239L240 219L239 218H241V220H242L241 222L244 221ZM250 215H252V216L254 215V216L251 218ZM4 216H8V217H4ZM129 216L132 217V220H131V217H129ZM22 217L25 218V219H23ZM32 217H33V219H32ZM232 217L235 218V220ZM2 218H4V219H2ZM19 219H21V222L24 220V223L25 224L23 225V228H25V230H23L22 228H20L18 230V227H20V225L22 227L21 222L19 223V221H20ZM195 219H196V221H194ZM236 220L241 224V225H237V226H240V227H238L239 229H237V227L235 225V222L234 221H236ZM107 221H111V222L110 223L109 222L107 223ZM112 221H113V223H112ZM131 221H132V225H131ZM3 222H1V226H0V228H2V229H3L2 225H4ZM238 222H236V223H238ZM233 223H234L235 226L233 225ZM31 224H33V225H31ZM35 224H37V225H35ZM252 224H253V228H251L252 227L251 226ZM249 225H250V228L251 229L246 228V227H249ZM34 226H35L36 229L33 228ZM122 226H124V227H122ZM231 226H232V229H231ZM6 227H8V226H6ZM12 227H11V229H12ZM108 227H110V228H108ZM138 227H139V229H138ZM243 227H244V229H243ZM37 228L41 232H38L37 231ZM233 228H234V230H233ZM7 229H5L3 231H6L7 232ZM228 229H230V230H228ZM28 230H29V232H28ZM110 230H112V232ZM167 230H168V232H167ZM204 230H206V231H204ZM252 230H253V232H252ZM25 231L29 233V236H28V233H26ZM250 231L253 234L252 236H251ZM0 232H1V230H0ZM9 232H11V231H9ZM108 232H109V234L111 235V238H112L111 240L109 239L110 241L108 240V238L110 236V235L108 236ZM234 232H235V234H234ZM7 233H6V235H7ZM71 233L74 236L73 239L71 240V239H68V237H67V241L70 240L71 243L70 242H66L65 241L66 238L59 237V236H63L64 237V235H66V236L69 235L70 238H71ZM95 233L97 235H95ZM105 233H107V236L105 235ZM129 233H130V235H129ZM147 233H148V235H147ZM232 233H233L234 237H233ZM237 233H238V235H236ZM244 233L248 235V237L246 235L245 239H244ZM241 234H243V236ZM249 234L253 238V241H252V238L249 237ZM112 235L113 236L115 235V236L113 237ZM222 236L223 237L225 236L224 239H223ZM92 237H93V239H92ZM236 237H237L238 240L235 239V241H234L232 238H236ZM255 237H257V238H255ZM94 239H96V240H94ZM228 239L229 240L231 239V243H230V241ZM19 240L16 241V242H19ZM22 240H23V242H22ZM24 240H25V243H24ZM239 240H241V241H239ZM26 241H28V242H26ZM77 241H78V243H77ZM232 241L234 243H232ZM259 241H260V243H259ZM29 242H31V246H29V244H30ZM5 243H7L8 245H5ZM47 243H50L49 245L50 246L51 245L53 246V247L52 246L50 247V249L52 251L49 250V248H48V250L44 248V245H46V248H47ZM87 243H88V245H87ZM225 243L227 245L228 244L229 245L227 246V245H225ZM40 244H42L43 247ZM239 244H240V246H242V250L243 251L241 250V247L238 246ZM3 245H5L6 248ZM93 245H96V246H93ZM27 246H29L28 247L29 249H30V247H32L33 250H36V251H34V254H31L32 252H30L31 256L28 255L31 259L28 256H26L27 253L25 254V252L28 249ZM67 246H68V248H67ZM75 246H77V248H75ZM79 246H80V248H79ZM225 246H226V248H225ZM83 247H84V249H86L85 251H84ZM94 247H96L97 250H95L96 248H94ZM10 248H9V250H10ZM14 248H16V247H14ZM32 248H31V250H32ZM72 248L74 250H72ZM101 248H103V249H101ZM218 249L220 250L219 252H218ZM221 249H223V250L221 251ZM53 250H54L55 253L53 252ZM62 250L64 252L66 250L67 253L66 252L64 253ZM232 250H234L235 252L232 251ZM43 252H44V254L42 255ZM70 252L68 254H70ZM79 252H81V253L79 254ZM84 252H86V253H84ZM215 252H218L220 255L217 256L216 254H218V253H215ZM249 252H251V253H249ZM53 253H54V255H53ZM9 254H11V255H9ZM39 254L36 256L37 258L36 257L35 258L38 259V261L37 260L36 261L39 264H41V260H40V257L41 256H39ZM210 254H212L213 256H211ZM238 254L240 255V257H239ZM77 255H78V257H77ZM96 255H98V256H96ZM7 256L9 258H12V260L8 259ZM203 256L205 258L207 256L208 260L205 259ZM247 256H250V259L252 258V260H250V259L248 260L249 257H247ZM6 257H7V259H6ZM24 257L27 258V260H25ZM48 257H45V258L47 259ZM66 257H69V256L67 255ZM70 257H71V255H70ZM257 257H260V258H257ZM14 258H17V259H14ZM19 258H21V259L19 260ZM45 258H43V261H44ZM79 258H81V259H79ZM199 258L201 260H199ZM238 258H240V259H238ZM181 259H183V260H181ZM227 259H228V261H227ZM229 259H231V260H229ZM242 259L243 260H246V262L244 261L245 263H243ZM256 259L258 260L257 263L255 262ZM65 260L68 261V259H65ZM90 260H92V261L89 262ZM95 260H97V261H95ZM222 261H223V263H222ZM229 261H231V262H229ZM236 261H238L239 263L238 262L236 263ZM10 262H12V263H10ZM85 262H84V264H85ZM66 263H68V262H66Z\"/></svg>",
    "mask_w": 264,
    "mask_h": 264
},
{
    "label": "bare ground",
    "instance_id": "6f19581e",
    "mask_svg": "<svg viewBox=\"0 0 264 264\" xmlns=\"http://www.w3.org/2000/svg\"><path fill=\"white\" fill-rule=\"evenodd\" d=\"M5 1H7V0H5ZM5 1H4V0H1V1H0V61H1V59H3L2 57L4 56L3 61H4V60L7 61V62L4 61L5 64H6V63L10 64V62H11V61L8 62L9 60H6V59H8L9 53L13 52L12 54L14 55V51L16 52L15 47L18 48V44H19L20 42H21V44H22L21 46H23V43H24V41H25L24 39H22V37H20L19 40H18V39H17V40H16V39H14V40H10V42H12L13 44H14L15 42H17V43H15L16 46H15L14 48H13V47L11 48V47L9 46L10 48H8V50L6 51V50H5V49H7V48H6V45L8 44L6 38H7L8 36H10V33L16 31V32H18V33L20 32V35H21V33H23L22 36H23L24 34H26V33L29 34V32H30V31L32 32V30L34 29V26H35L36 22H39V23H38V27H39V29H38L37 24H36V27H35L34 30L38 29V30L41 31V30L43 29L44 26L47 27V25H50L49 22H48L47 20H48L49 17L52 15L51 13H53V11L55 12V15H59L58 17H62V13H64L63 16H64L65 14L67 15V13H68V14L71 13V15H72L71 10L73 11V10H74V6L76 5V3H78V0L70 1L71 3H70V2H69V3H70L71 5L73 4V5H72L73 7L71 6V9H68V8H70V4L67 2L68 0H66V1H64V0L62 1V0H61L62 2H60V1H58V0H55V1L52 0L53 2H55V4L58 3V5H55V6H53V5L51 4L52 7H50V5H48V3H46V2H48V0L45 1V4H43V2H44L43 0H39L38 3H41V2H42V3L40 4L39 8H38V10L40 9V11H37V13H32V12H30V11L28 10L27 1H25V0H15V2H13V0H10V2H9V0H8V2H5ZM33 1H34V0H32V2H33ZM57 1H58V2H57ZM84 1H85V0H83V2H84ZM87 1H88V0H87ZM90 1H91V0H90ZM90 1H89V2H90ZM92 1H94V0H92ZM92 1H91V2H92ZM95 1L97 2V0H95ZM99 1H103V0H99ZM105 1H106V0H105ZM110 1H111V2H110ZM110 1H107V2L109 3V4L107 3V4H108L107 6L109 7V6L112 5L113 9L115 8V7H114V3H115V2H116V3L119 2L118 0H116V1L113 2V3H112V0H110ZM117 1H118V2H117ZM120 1H123V0H120ZM143 1L146 2V0H143ZM154 1H155V0H154ZM154 1H153V2L148 1V2H146V3L148 4L149 2H151L152 4L155 3V4L157 5L156 2H157V1L160 2V1H162V0H156L155 2H154ZM206 1H207V0H206ZM224 1H225V0H224ZM2 2H3V3H6L7 5H6V4H5V5L2 4ZM64 2H65V3H64ZM79 2H80V4H84V5L81 6V7H83L82 10H83V11L85 10V12H83L82 10H79V9H78L80 12H82V15L80 14V16H82V18H84L83 16H85V14H86V9H85L86 6H85V4L88 3V2L81 3L80 0H79ZM138 2H140V1L138 0ZM163 2H165V1H163ZM163 2H162V5H161V6H160V3H158L157 6H158V7L165 6ZM198 2H200V1H198ZM221 2H222V1H221ZM62 3H63V4H62ZM74 3H75V4H74ZM98 3H100V2H98ZM110 3H112V4H110ZM122 3H123V4L125 3L123 9H122V6H121ZM142 3L145 5L144 2H142ZM174 3H175V2H174ZM174 3H173V4H174ZM227 3H228V2H227ZM246 3H247V2H246ZM42 4H43L44 6H45V5H46V6L48 5V7H46V6L44 7V6H43L44 9H45V8H46V9H47V8H48V9H51V8L53 9L54 7L57 8L59 5H61L62 8L59 6L60 8L58 7V8L56 9V11H55V10H53V11L50 10L51 12H49L48 9H47V11L51 14V15L48 14V15H50V16H48V15H47V12H46V9H45V11H44V10H42V8H41V7H42ZM118 4H120L119 7L115 8L114 10L112 9L113 11H115V10L117 9L115 15H117V11H119V12H118L119 14L121 13L120 15H123V14H124V13H122L123 11H127V12H125V13H127V15H134V14H131V13H132V12L135 13V12L139 11V12H137L136 15H138V14L140 13V16H142L141 14L143 13L142 10H143L144 7L142 6L143 4H141V2H140V6L143 7V8H141V12H140V10H139L140 7H138L139 5L137 6L138 10L135 9V8H136V5H137V0H126V1L124 0V2H121V3L119 2ZM147 4H146V5H147ZM192 4H193V3H192ZM204 4H205V3H204ZM65 5H66V6L69 5L68 8L65 7ZM92 5H93V4H92ZM96 5H97V4H96ZM100 5H101V4H100ZM156 5H155V6H156ZM211 5H212V4H211ZM236 5H237V4H236ZM252 5H253V4H252ZM79 6H80V5H79ZM79 6H78V7H79ZM84 6H85V7H84ZM93 6H94V5H93ZM93 6H92V8H93ZM116 6H118V5H116ZM148 6H149V4H148ZM151 6H152V5H151ZM179 6H180V5H179ZM199 6H201V4H199ZM205 6H207V5L205 4ZM205 6H204V7H205ZM222 6H223V5H222ZM224 6H225V5H224ZM250 6H251V5H250ZM6 7H8V8H7L8 11L5 9ZM81 7H80V9H81ZM94 7H95V6H94ZM112 7H111V8H112ZM204 7H203V8H204ZM209 7H210V6H209ZM209 7H208V8H209ZM211 7H212V6H211ZM237 7H238V6H237ZM64 8H65V9H64ZM72 8H73V9H72ZM120 8H121L122 10H121ZM181 8H182V7H181ZM203 8H202V9H203ZM255 8H256V7H255ZM63 9H64L65 11H64ZM76 9H77V6H76ZM87 9H89V8H87ZM108 9H109V8H108ZM108 9H107V10H108ZM149 9H150V6H149ZM149 9L147 10V11H149V12H148V15H149V13H150V10H151V9H156V7H155V8H151L150 10H149ZM196 9H198V8L196 7ZM206 9H207V8H206ZM209 9H210V8H209ZM211 9H212V8H211ZM220 9H221V8H220ZM238 9H239V8H238ZM246 9H247V8H246ZM41 10H42V13H43V14H41ZM57 10H60V11L62 10V11H61L62 13H61L60 11H57ZM66 10H67V11H66ZM68 10H69L70 12H69ZM91 10H92V9L90 8V11H91ZM97 10H98V8L96 9V11H97ZM105 10H106V9H104V11H105ZM112 10H111V11H112ZM120 10H121L122 12H120ZM135 10H136V11H135ZM160 10H161V9L158 8V11H160ZM183 10H184V9H183ZM192 10H193V9H192ZM204 10H205V9H203V11H204ZM255 10H256V9H255ZM63 11H64V12H63ZM79 11L76 10V13L79 12ZM87 11H88V10H87ZM93 11H94V10H92V12H93ZM96 11H94L95 14H99V13H100V12L98 13V12H96ZM101 11H102V10H101ZM113 11H112L110 14H112ZM147 11H146V12H147ZM154 11H156V10H154ZM184 11L186 12L187 9L184 10ZM188 11H190V10H188ZM209 11H210V10H209ZM216 11H217V10H216ZM227 11H228V10H227ZM56 12H58V14H57ZM59 12H60V13H59ZM73 12H75V11H73ZM80 12H79V13H80ZM94 12H93V13H94ZM105 12H106V11H105ZM130 12H131V13H130ZM151 12H153V11H151ZM160 12H161V11H160ZM201 12H202V11H201ZM201 12H200V13H201ZM229 12H230V11H229ZM243 12H244V11H243ZM256 12H257V11H256ZM258 12H259V11H258ZM45 13H46V16H48V17H45V15H44ZM79 13H78V14H79ZM83 13H84V14H83ZM128 13H129V14H128ZM157 13H158V12H157ZM157 13H156V14H157ZM172 13H173V12H172ZM176 13H177V12H176ZM196 13H197V12H196ZM239 13H240V12H239ZM60 14H61V15H60ZM87 14H88V16H89L90 13H87ZM91 14H92V13H91ZM91 14H90V15H91ZM103 14H104V13H102V15H103ZM110 14H108L107 16H114V14H112V15H110ZM143 14L146 15L147 13H143ZM174 14H175V13H174ZM182 14H184V13H182ZM182 14H181V15H182ZM198 14H199V13H198ZM202 14L205 15V13H203V12H202ZM240 14H241V13H240ZM245 14H246V13H245ZM263 14H264V13H263ZM42 15H44V16H42ZM53 15H54V13H53ZM99 15H100V14H99ZM102 15H101V16H102ZM125 15H126V14H125ZM136 15H135V16H136ZM144 15H143V16H144ZM151 15H152V13H151ZM167 15H168V14H167ZM181 15H180V16H181ZM191 15H192V13H191ZM191 15H190V16H191ZM199 15H200V14H199ZM241 15H243V14H241ZM91 16H92V15H91ZM97 16H98V15H97ZM123 16H124V15H123ZM143 16H142V17H143ZM157 16H158V14H157ZM157 16H156V17H157ZM168 16H169V15H168ZM168 16H167V18H168ZM171 16H172V15H171ZM174 16H175V15H174ZM176 16H177V15H176ZM176 16H175V17H176ZM178 16H179V15H178ZM184 16H185V15H184ZM192 16H194V15H192ZM66 17L68 18V16H66ZM89 17H90V16H89ZM89 17H88V19H89ZM93 17H94V15H93ZM161 17L163 18L164 15H163V16L161 15ZM165 17H166V16H165ZM175 17H174V18H175ZM187 17H188V16H187ZM194 17H195V16H194ZM200 17L203 18L204 16H203V15H200L198 20L201 19ZM213 17H214V16H213ZM239 17H240V16H239ZM245 17H246V16H245ZM261 17H262V16H261ZM44 18L47 19V20H46V24H47V25H46V24H43V25H42L43 27H41V26H39V24H40V22H41V21H39V19L44 20ZM52 18H53V17H52ZM56 18H57V17H56ZM63 18H64V17H63ZM82 18H81V19H82ZM110 18H111V17H109V18H107V19H110ZM124 18H126V17H124ZM131 18H132V16H131ZM148 18L151 19L150 15H149ZM148 18H147V19H148ZM167 18H165V19H167ZM184 18H185V17L177 18V19H179V20L181 19V20H182V19H184ZM191 18H193V17H191ZM191 18H189V19H191ZM257 18H258V17H257ZM115 19H116V18H115ZM115 19H114V21H115V22L118 21V22H116V23L113 25V26H114L113 31L116 30L115 27H116L118 24H119L120 26H122L121 24L124 22V21L121 20L120 18H119V19H120L121 21H123L122 23H121V21H119V20H115ZM126 19L128 20V18H126ZM132 19H133V22H130V21H129L130 18H129V20L127 21V22H129V25H130L131 23H132V24L134 23V19H135V18L133 17ZM132 19H131V20H132ZM142 19H143V18H142ZM147 19H146V17H144V21H143V22H146L145 20H147ZM153 19H154V17H153ZM165 19H164V21H165ZM246 19H247V18H246ZM50 20L52 21L51 18H50ZM50 20H49V21H50ZM86 20H87V19H86ZM89 20H90V19H89ZM97 20H98V19H97ZM135 20H136V19H135ZM137 20H138V19H137ZM167 20H169V19H167ZM167 20H166V21H167ZM181 20H180V21H181ZM184 20H187V19L185 18ZM193 20H194V19H193ZM252 20H253V19H252ZM51 21H50V22H51ZM55 21H57V20H55V16H54V18H53V22H55ZM71 21H72V20H71ZM95 21H96V20H95ZM102 21H103V20H102ZM138 21L140 22V20H138ZM138 21H137V22H138ZM147 21H148V20H147ZM159 21H160V20H159ZM166 21H165V22H166ZM176 21H177V20L175 19L174 22L176 23ZM211 21H212V20H211ZM211 21H210V22H211ZM213 21H214V20H213ZM44 22H45V21H44ZM44 22H43V23H44ZM98 22H99V25H97L98 23L95 24V25H97V27L99 26V27H98V29H99V28H100V24H101V23H100L101 20L99 19ZM106 22H107V21H106ZM106 22H104V23H106ZM108 22H109V23H108ZM108 22H107V23H108V24H107V27L110 26L109 28L111 29L113 26H112V25H109V24H111L113 21L110 20V21H108ZM119 22H120L121 24H120ZM139 22H138V23H139ZM141 22H142V21H141ZM168 22H169V21H167V23H168ZM170 22H172V21H170ZM174 22H172L171 24H169V23H168V24H169V26L171 25L172 28L174 27V29H175V23H174ZM185 22H186V21H185ZM198 22L201 23L200 21H198ZM241 22H242V21H241ZM57 23H58V21H57ZM57 23L55 22V24H57ZM64 23H65V22H64ZM72 23H73V22H72ZM89 23H90V22H89ZM104 23L101 24V27H102V28L106 26V24H105V26H103ZM135 23H136V22H135ZM146 23H148V22H146ZM155 23H156V22H155ZM179 23L181 24V22H179ZM186 23H187V22H186ZM190 23H192V22L190 21ZM55 24H54V26H55ZM77 24H78V23H77ZM116 24H117V25H116ZM132 24L130 25V26H131V28H130L131 30H133V29H135V28L138 29L137 24H136V25H135V24L132 25ZM158 24H159V23H158ZM158 24H157V25H158ZM164 24H165V23H163V25H164ZM172 24H173L174 26H173ZM182 24H183V23H182ZM182 24H181V25H182ZM184 24H185V23H184ZM184 24H183V26H184ZM243 24H244V23H243ZM91 25H92V24H91ZM115 25H116V26H115ZM134 25L137 26V27H135V28L132 29V26H134ZM177 25H179V24L177 23ZM185 25H187V24H185ZM192 25H193V24H192ZM199 25H200V24H198L197 26H199ZM50 26H51V27H49V28L47 27V29H48V30H52V29L54 30V28H52V26H53L52 23H51ZM54 26H53V27H54ZM68 26H70V25L68 24ZM86 26H87V25H86ZM120 26H119V27H120ZM123 26H124V25H123ZM123 26L120 27V28L118 27V31L121 32V33L124 32V31H122L123 28H125V30L128 31V27H130V26H128V24H127V26H128L127 29H126V27H123ZM143 26H144V24L142 23V27H143ZM159 26H160V25H159ZM179 26H180V25H179ZM234 26H235V25H234ZM40 27H41V28H40ZM56 27H59V26L56 25ZM64 27H65V26H64ZM72 27H73V26H72ZM97 27H95V28H97ZM107 27H105V29H103V30H105L104 32H106V28H107ZM139 27H141V25H140ZM145 27H146V26H145ZM147 27H148V26H147ZM163 27H167V26L164 25ZM180 27H181V26H180ZM222 27H223V26H222ZM50 28H52V29H50ZM66 28H67V27H65V30H66ZM116 28H117V27H116ZM172 28H171V30H173ZM191 28H192V26H191ZM199 28H200V27H199ZM240 28H241V27H240ZM44 29H45V27H44ZM47 29H45V30H47ZM57 29H58V28H57ZM68 29L71 31L70 28H68ZM98 29H97V30H98ZM110 29H109L108 31H109L110 36H111V32H110L111 30H110ZM137 29H136V30H137ZM140 29L143 30V28H140ZM140 29H138V31H139ZM145 29H146V28H145ZM159 29H160V27H159ZM166 29H168V27H167ZM182 29H183V28H182ZM182 29H181V30H182ZM34 30H33V31H34ZM38 30H37V32H36V31H35V32L39 35L40 33H38ZM48 30H47V31H48ZM55 30H56V29H55ZM58 30H59V29H58ZM60 30H61L62 33H63V30H62V29H60ZM69 30H68V31L66 30L67 32H66V31H64V32L68 33V32H70ZM100 30H101V29H100ZM100 30H99V32H100ZM103 30H102V31H103ZM131 30H130V31H131ZM168 30H169V29H168ZM204 30H205V29H204ZM230 30H231V28H230ZM40 31H39V32H40ZM56 31H57V30H56ZM84 31H85V30H84ZM102 31H101L100 33H102L103 35L106 36V33H107L108 31H107L106 33H103ZM118 31L116 30L115 32H118ZM126 31H125V33L127 34L129 31H128V32H126ZM166 31H167V30H166ZM175 31H177V30H175ZM175 31H174V32H175ZM31 32H30V33H31ZM41 32H43V34H44V37H41V39H40V37H37V34H36V37L40 39L39 41H38V39L35 37V35H34V37H35V39H37L36 41H32V38H33V37H32V38L30 37V38H31V41H32L31 43H33V42L35 43V42H36V43H35V44H36L35 47L38 45V43H40L41 41L44 40L43 38L46 37L45 40H46V42H48V41H50V40L47 41V38L49 39L50 36H52V35H50V36L47 37V35H46V33H48V35H49V32L51 33V31H48V32L45 31V33H44V31L42 30ZM58 32H59V31H58ZM73 32L75 33V31H73ZM78 32H79V31H78ZM95 32H96V31H95ZM99 32L97 31L96 33H99ZM115 32H114V33H115ZM132 32H133V34L135 33L134 30H133ZM132 32H131V34H130V33H128V34L133 35ZM178 32H179V27H178ZM183 32H184V31H183ZM183 32H182V33H183ZM233 32H234V30H233ZM33 33H34V32H32V34H33ZM52 33H54V32L52 31ZM55 33H56V32H55ZM66 33H64V36L66 35ZM114 33H113V34H114ZM125 33H123V34L126 35ZM172 33H173V31H172ZM176 33H177V32H176ZM180 33H181V32H180ZM180 33H179V34H180ZM202 33H203V32H202ZM219 33H220V32H219ZM235 33H236V32H235ZM77 34H78V33H77ZM77 34H76V35H77ZM84 34H85V33H84ZM87 34H88V32H87ZM91 34H92V33H91ZM136 34L138 35L139 33H137V31H136V33H135L134 35H136ZM140 34H141V33H140ZM147 34H148V33H147ZM226 34H227V33H226ZM226 34H225V35H226ZM242 34H243V33H242ZM40 35H41V34H40ZM67 35H69V34H67ZM67 35H66V36H67ZM78 35H79V34H78ZM78 35H77V37H78ZM98 35H99V34H98ZM100 35H101V34H100ZM103 35H101V38H102ZM134 35H133L132 37H134V40L137 41V40L139 39V35H138V37H136L137 35H136V36H134ZM162 35H163V34H162ZM162 35H161V36H162ZM228 35H229V34H228ZM42 36H43V35H42ZM54 36H55V35H54ZM54 36H53V37H54ZM57 36H58V35H57ZM57 36H55L56 38H55V37H54V38L57 39ZM62 36H63L62 34H61V37L58 36V40H59L60 38H61V39L63 38L62 40H64V41L62 42V40H61V41L59 40V42H60V43H65V42H66L67 45H66V44H65V45H64V44H61V46L63 45L64 48H65V46H69V41H70V40H69V36H68V40H69V41L67 40L66 36H65L66 39H64V36H63V37H62ZM74 36H75V34H74ZM108 36H109V35H108ZM141 36H142V35H141ZM148 36H149V35H148ZM226 36H227V35H226ZM239 36H240V35H239ZM70 37H71V36H70ZM84 37H85V36H84ZM99 37H100V36H99ZM113 37H114V41H113V42H114V45H115V46L113 47V49H114V48L116 49V45H118L119 43L117 44L116 41H115V39L117 38V36L115 35V36H113ZM115 37H116V38H115ZM162 37H163V36H162ZM78 38H79V37H78ZM81 38H82V37H81ZM106 38H107V36L105 37V39H106ZM118 38H121V37H118ZM118 38H117V39H118ZM20 39H22L23 42H22V40H20ZM42 39H43V40H42ZM83 39H84V38H83ZM83 39H82V40H83ZM90 39H91V38H90ZM107 39H108V38H107ZM107 39H106V40H107ZM117 39H116V40H117ZM127 39H128V40H127ZM185 39H186V38H185ZM26 40H27V39H26ZM66 40H67V41H66ZM76 40H77V39H76ZM78 40H80V38H79ZM85 40H86V39H85ZM94 40H95V39H94ZM108 40H109V39H108ZM108 40H107V41H108ZM112 40H113V38H112ZM120 40H121V39H119V42H120ZM131 40H132V39H129L128 37H126V38L122 37V42H123V41H124V42L127 41L128 43H130V45L132 44V42H134V40H133V41H131ZM139 40H140V39H139ZM147 40H148V39H147ZM147 40H146V41H147ZM154 40H155V39H154ZM14 41H15V42H14ZM19 41H20V42H19ZM53 41H55V40L50 41V43L53 42ZM92 41H93V40H92ZM97 41H98V39H97ZM104 41H105V40H104ZM104 41H103V42H104ZM140 41H141V40H140ZM140 41H137V44H138L139 46H140V44H141ZM10 42H9V44H10ZM56 42H57V45H58L59 42H58L57 40L55 41V43H56ZM70 42H72V41H70ZM77 42H78V41H77ZM83 42H84V41H83ZM100 42H101V39H100ZM110 42H111V39H110ZM113 42H112V43H113ZM124 42L122 43V45L125 44V46H120V47H121V48H123V47L125 48V47H126V49H121V48L117 47V48L119 49V51H120V50H123V51L126 50V51H127V49H128V50H131L130 47H127V45H126L127 42H126V43H124ZM138 42H140V43H138ZM248 42H249V41H248ZM12 43H11V44H12ZM25 43L27 44V41H26ZM25 43H24V44H25ZM28 43H29V42H28ZM31 43H29V44H31ZM41 43H42V42H41ZM41 43L39 44L40 47H39V46L36 47V48H38V47L41 48V50H39L40 53L38 52V50H37V53H36V51H35V49H34V48H35V47H34V44H32V46H31V50H30V51L34 52V54H33L32 52H30V53H28L29 56H30V55H33V56H34V55H37V54H40V55H41V54L43 53V51H42V50H43V48H42L43 46H44L45 49L47 48L48 50H50L51 53L54 51L55 46L52 45V44H55L54 42L51 43V47H50L49 44H47V43H45V42H44L45 44L43 43L44 45L42 44V47H41ZM48 43H49V42H48ZM60 43H59V44H60ZM92 43H93V42H92ZM98 43H99V42H98ZM115 43H116V44H115ZM230 43H232V42H230ZM29 44H28V46H29ZM120 44H121V42H120ZM173 44H174V43H173ZM45 45H46L47 47H46ZM70 45H71V44H70ZM95 45H97V44H95ZM106 45H107V44H106ZM132 45H133V44H132ZM142 45H143V44H142ZM144 45H145V44H144ZM147 45H148V44H147ZM155 45H156V44H155ZM162 45H163V44H162ZM11 46H14V45H11ZM19 46H20V45H19ZM28 46H27V48H28V52H29V48H30V46H29V47H28ZM58 46H59V45H58ZM58 46H57V47H58ZM79 46H80V45H79ZM100 46H101V45H100ZM103 46H105V45H103ZM128 46H129V44H128ZM134 46H135V44H134ZM230 46H231V45H230ZM7 47H8V45H7ZM25 47H26V45H24V49H25L26 52H27V49H26ZM33 47H34V48H33ZM59 47H60V46H59ZM59 47H58V48H59ZM70 47H72V45H71ZM77 47H78V46H77ZM81 47H82V49H83V45H81L80 48H81ZM135 47H136V46H135ZM147 47H148V46H147ZM147 47L144 48V51H145V49H146ZM160 47H161V46H160ZM185 47H186V46H185ZM228 47H229V46H228ZM19 48H20V47H19ZM19 48H18V49H19ZM51 48H52V50H51ZM58 48L55 49V52H56L57 50H59ZM62 48H63V47H62ZM72 48H73V47H72ZM74 48H75V47H74ZM88 48H89V46H88ZM133 48H134V47H133ZM133 48H132V49H133ZM148 48H149V47H148ZM161 48H162V47H161ZM226 48H227V47H226ZM9 49H10V50H9ZM11 49H15V50L11 51ZM32 49H34V50H32ZM47 49L45 50L46 52L48 51ZM60 49H61V47H60ZM65 49L67 50L68 48H65ZM65 49H64V50H65ZM99 49H100V48H99ZM106 49H107V48H106ZM115 49H114V50H115ZM118 49H117V50H118ZM138 49H139V47H138ZM155 49H156V48H155ZM204 49H205V48H204ZM4 50H5V51H4ZM20 50H21V48H20ZM22 50H23V49H22ZM25 50H23V51H25ZM61 50H62V49H61ZM64 50H63V51H64ZM75 50H76V49H75ZM101 50H103V52H102ZM108 50H109V49H108ZM117 50L115 51V55H119V54H120V53H118ZM139 50H140V49H139ZM142 50H143V49H142ZM142 50H140V52H141ZM205 50H206V49H205ZM10 51H11V52H10ZM18 51H19V50H18ZM98 51H101L100 53H101V54H102V53L104 54V49H103V47H102L100 50H98ZM123 51H120V52H121L120 55H122ZM131 51H132V50H131ZM133 51H134V50H133ZM135 51H137V50H135ZM135 51L132 52V53L134 54ZM207 51H208V50H207ZM6 52H7V53H6ZM50 52H49V53H50ZM67 52H68V50H67ZM67 52L65 51V54H66ZM70 52H72V49H71ZM75 52H76V51H75ZM81 52H82V51H81ZM96 52H97V51H96ZM109 52H110V51H109ZM146 52H147V51H146ZM156 52H157V51H156ZM167 52H168V51H167ZM167 52H166V54H168ZM179 52H180V51H179ZM16 53H17V52H16ZM16 53H15V54H16ZM31 53H32V54H31ZM35 53H36V54H35ZM44 53H45V52H44ZM51 53H50V54H51ZM78 53H79V52H78ZM112 53H114V51H112ZM117 53H118V54H117ZM137 53H139V51H137ZM137 53H136V54H137ZM12 54H10V55L12 56ZM22 54H23V52H22ZM45 54H46V53H45ZM50 54H49V55H50ZM56 54H57V53H56ZM65 54L63 53L64 56H65ZM76 54H77V53H76ZM84 54H87V53H84ZM84 54H83V55H84ZM105 54H106V53H105ZM127 54H128V53H127ZM127 54H126V55H127ZM133 54H132V55H133ZM142 54L145 55V53H142ZM142 54H138L139 56H138L136 59H140V60H141L142 57H143ZM153 54H154V53H153ZM169 54H170V53H169ZM176 54H177V53H176ZM176 54H175V55H176ZM243 54H244V53H243ZM5 55H6V56L8 55L6 59H5V57H6ZM17 55L19 56V54H17ZM26 55H27V53H26ZM46 55H47V54H46ZM52 55H54L53 58L56 57L55 54H52ZM60 55H61V54H60ZM60 55H59V56H60ZM63 55H62V56H63ZM80 55H81V54H80ZM97 55H98V54H97ZM124 55H125V52H124L123 56H124ZM126 55H125V56H126ZM129 55H130V53H129ZM140 55H141V56H140ZM154 55H155V54H154ZM156 55H158V54H156ZM206 55H207V54H206ZM11 56H10V57H11ZM67 56H68V54H67ZM71 56H72V55H71ZM100 56H101V55H100ZM107 56H108V55H107ZM113 56H114V54H113ZM130 56H131V55H130ZM134 56H135V55H134ZM136 56H137V55H136ZM149 56H150V55H149ZM149 56H148V58H150ZM169 56H170V55H169ZM178 56H179V55H178ZM185 56H186V55H185ZM203 56H205V54H204ZM10 57H9V58H10ZM30 57H31V56H30ZM30 57H29V58H30ZM50 57H52V56H50ZM50 57H49V58H50ZM57 57H58V56H57ZM60 57H61V56H60ZM111 57H112V55L110 54V58H111ZM114 57L116 58V56H114ZM127 57H128V56H127ZM144 57H145V56H144ZM144 57H143V60H144ZM158 57H159V56H158ZM165 57H167V55H166ZM13 58H14V60L16 59V58H15V55H14ZM13 58H12V60H13ZM19 58H20V57H19ZM39 58H42V60H43V57H39ZM67 58L70 59L69 57H67ZM67 58H66V59H67ZM75 58H76V60H77V59H78V55H77V57H76V55H75ZM84 58H85V57H84ZM110 58L107 57L106 59H110ZM115 58H114V59H115ZM123 58H124V57H121V58L119 59V60H121V61L118 62L117 64H116V62H117L118 59H117V60L115 59V60H116L115 65L118 67V70L120 69V68H119L120 66L125 65V64H123V62L126 63V61H124ZM125 58H126V57H125ZM148 58H145V61H146V59L148 60ZM151 58H154V57H151ZM202 58H203V57H202ZM10 59H11V58H10ZM26 59H27V58H26ZM36 59H37V58H35V60H36ZM50 59H52V58H50ZM72 59H73V58H72ZM90 59H91V58H90ZM100 59H101V58H100ZM104 59H105V57H104L102 60L104 61ZM126 59H128V58H126ZM129 59L132 61V60L135 59V57H134V58L131 57V58H129ZM190 59H191V58H190ZM203 59H204V58H203ZM203 59H202V60H203ZM17 60H20V59H17ZM29 60H30V59H29ZM31 60H33V59L31 58ZM35 60H34V61H35ZM38 60H39V59H38ZM38 60H37V61H38ZM44 60H45V59H44ZM46 60H47V59H46ZM48 60H49V59H48ZM48 60H47V62H48ZM54 60H55V59H54ZM56 60H57V58H56ZM61 60H63V57H62ZM61 60H60V61H61ZM64 60H65V59H64ZM76 60L74 61L75 64L77 63V61H79V60H81V59H79V60H77V61H76ZM98 60H99V59H98ZM110 60H111V59H110ZM115 60H114V61H115ZM122 60H123V62H122ZM152 60H153V59H152ZM164 60H165V59H164ZM185 60H186V59H185ZM198 60H199V59H197V61H198ZM206 60H207V58H206ZM25 61H26V60H25ZM57 61H58V60H57ZM68 61L70 62V60H68ZM81 61H82V60H81ZM83 61H84V59H83ZM107 61H109V60H105L106 64H104L105 62H104V63H102V62L100 63V60H99V64H103V65L106 66L107 63H108V65H107V69H106V71H107V73H108V71H110V68H109V67H110L112 64L110 65V63L107 62ZM112 61H113V59H112ZM112 61H111V62H112ZM127 61H128V60H127ZM134 61H137V60H134ZM134 61H132V62L129 61L130 63H132V65H131L132 67H133V65H134L135 63H137V62L134 63ZM153 61H154V60H153ZM169 61H170V60H169ZM173 61H174V60H173ZM203 61H204V60H203ZM203 61H202V62H203ZM21 62H22V61H21ZM21 62H20L21 65H18L19 63H17L16 60H15V63L13 62V63H14V64H13V67H10V68H7V67L10 66L11 64L8 65V66H4V65H2V64H4V63L0 64V65H1V66H0V70H1V68L3 67L2 70H1V72L4 73L5 70H3V69H4V67H5V68H7V72L5 71V73H10V74L12 73L11 75H9V74H5L6 76L4 75V78H3V74H2V75L0 74V75H1V76H0V79L2 80V81L0 80V86H1L0 88H2V87L4 88V86H2V85H5L6 88H7V87L9 88V85H10V88H9L10 90H9L8 92L6 91L7 94H5V90H4V91L2 90L4 93H3L2 91L0 92V95H2V93L4 94L3 97L0 96V102H5V105H4V104H2V105H3V106H6L7 103H9L10 100L13 99L14 101H16V102H15V105H14L15 110H13L12 108L10 109L11 111H14L15 114H13V115H15V116H16V113H19V114H20V112H19L20 109H21L20 106H22V109H25V104H27V101H26L25 99H26L27 97H30V95H27V94H28V91H30L29 93L32 94L31 91L33 92V90H34L33 95L31 96L33 99L36 98L38 95H40L39 90H37V92H36V88L34 87L36 83L33 84V85H31V84H32V83H31V84H30L29 86H27V87H24V86H23L24 89H22V85L26 84V82H25V83H22V84H21V87L19 86L20 84L18 85L19 81L22 80L21 82H23V79H24V78H19L20 80H19V79L16 80V79H15V78H16V75L13 76V73H14L18 68H20V66H22V63H21ZM30 62H31V61H30ZM52 62H53V61H52ZM129 62H127L126 64H128ZM138 62H140V61H138ZM155 62H156V61H155ZM162 62H164V61H162ZM167 62H168V61H167ZM171 62H172V61H171ZM227 62H228V61H227ZM11 63H12V62H11ZM16 63H17V65H15ZM32 63H33V62H32ZM79 63H80V61H79ZM120 63H122V65H119V66H118V64H120ZM145 63H146V62L143 63V61H141V63H139V64L137 63V64H138V65H142V64H144V66H145ZM168 63H169V62H168ZM199 63H200V62H199ZM211 63H212V61H211ZM211 63H210V66H211ZM36 64H37V63H36ZM137 64H135L134 66H136V67H133V68H138ZM153 64H154V62H152V65H153ZM157 64H158V63H157ZM165 64H166V63H165ZM176 64H178V62H176ZM176 64H175V65H176ZM192 64H193V63H192ZM192 64H191V65H192ZM194 64H195V63H194ZM194 64H193V65H194ZM212 64H213V63H212ZM14 65H15L16 67H15ZM23 65H24V64H23ZM32 65H33V64H32ZM32 65H31V68L28 67L29 65L26 66V67H23V66H22V67H23V68H27V67H28V69H30V70L33 71V70H35V69H32ZM48 65H49V64H48ZM77 65H78V63H77ZM115 65L113 64V66H115ZM146 65H149V64H146ZM155 65H156V63H155ZM171 65H172V64H171ZM213 65H214V64H213ZM11 66H12V65H11ZM17 66H19V67L17 68ZM50 66H51V65H50ZM72 66H73V65H72ZM75 66H76V65H75ZM113 66H111V68H112ZM126 66H128V65H126ZM131 66H130L129 68H132ZM162 66H163V65H162ZM162 66H161V67H162ZM168 66H169V65H168ZM176 66H177V65H176ZM194 66H195V65H194ZM197 66H199V65H197ZM203 66H205V64H204ZM208 66H209V65H208ZM210 66H209V68L212 67V66H211V67H210ZM22 67H21V68H22ZM41 67H42V66H41ZM77 67H78V66H77ZM86 67H87V66H86ZM99 67H100V66H99ZM140 67L142 68L143 65L140 66ZM140 67H139V68H140ZM151 67H152V66H151ZM161 67H158V69L160 70ZM174 67H175V66H174ZM177 67H178V66H177ZM187 67H188V66H187ZM12 68H13V69H12ZM14 68H17V69L15 70ZM21 68H20V69H21ZM33 68H35V67H33ZM37 68H38V67H37ZM37 68H36V69H37ZM73 68H74V67H73ZM78 68H79V67H78ZM81 68H83V67H81ZM84 68H85V67H84ZM94 68H95V67H94ZM101 68L103 69L104 67L101 66V67L99 68V70H100ZM139 68H138V69H139ZM141 68H140V69H141ZM162 68H163V67H162ZM189 68H190V67H189ZM192 68H193V67H192ZM213 68H215V66H214ZM9 69H10V70H9ZM11 69H12V70H11ZM20 69H18V70H20ZM28 69H26V71H27V72L29 71L28 73H30V70H28ZM91 69H92V68H91ZM95 69H96V68H95ZM95 69H94V70H95ZM114 69H115V68L113 67L111 70H114ZM123 69H124V68H123ZM125 69H126V68H125ZM125 69H124V70H125ZM127 69H128V67H127ZM175 69H177V68H175ZM183 69H184V68H183ZM193 69H194V68H193ZM205 69H206V66H205ZM14 70H15V71H14ZM24 70H25V69H24ZM39 70H40V69L38 68L35 72L38 73ZM72 70H73V69H72ZM87 70H88V69H87ZM96 70H97V69H96ZM121 70H122V69H121ZM121 70H120L119 72H122ZM132 70H133V74H132V76H133V75H134V69H132ZM132 70H131V72H132ZM156 70H157V69H156ZM159 70H158V71H159ZM163 70L165 71V68H164V69H161V72H163ZM232 70H233V69H232ZM11 71H12V72H11ZM66 71H67V70H66ZM66 71H65V72H66ZM69 71H70V70H69ZM101 71H102V70H100V72H101ZM135 71H137V70L135 69ZM139 71H140V70H139ZM177 71H179V70H177ZM183 71H184V70H183ZM194 71H195V70H194ZM1 72H0V73H1ZM17 72H18V71H17ZM17 72H16V74H17ZM41 72H42V70H40L39 75L42 74L44 71H43L42 73H41ZM85 72H86V71H85ZM102 72H103V71H102ZM111 72H112V71H111ZM111 72H109V73H111ZM129 72H130V70H129ZM131 72H130V73H131ZM148 72H149V71H148ZM151 72H153V70H152ZM161 72H160V73H161ZM165 72H166V71H165ZM165 72H163V73H165ZM175 72H176V71H175ZM198 72H199V71H197V73H198ZM201 72H202V71H201ZM205 72H206V71H205ZM211 72H212V71H211ZM214 72H215V71H214ZM96 73H97V72H95V74H96ZM109 73H108V75H107V74H106V75L109 76V75H110ZM115 73H118V72H115ZM124 73H125V72H124ZM136 73H137V72H136ZM167 73H168V72H167ZM167 73H166V75H167ZM177 73H178V72H177ZM185 73H186V72H185ZM194 73H195V72H194ZM14 74H15V73H14ZM24 74H25V73H24ZM46 74H47V71H46ZM66 74H68V73L66 72ZM69 74H70V73H69ZM90 74H92V73H90ZM127 74H128V73H127ZM149 74H150V73H149ZM155 74H156V72H155ZM155 74H153V75L155 76ZM157 74H159V73H157ZM175 74H176V73H175ZM203 74H204V73H203ZM7 75H9V76L7 77ZM25 75H27V74H25ZM25 75H24V76H25ZM39 75H38V76H39ZM43 75L45 76V73H43ZM43 75H42V76L40 75L41 77H39V79H41V78L43 77ZM93 75H94V74H93ZM99 75H100V73H99ZM101 75H104V74L102 73ZM135 75H136V74H135ZM150 75H151V74H150ZM164 75H165V74H164ZM166 75H165V77H166ZM168 75H169V76H168ZM168 75H167V77H170V76H171L170 74H168ZM212 75H213V74H212ZM219 75H220V74H219ZM12 76L15 77V78H12ZM24 76H23V77H24ZM28 76H30V75H28ZM36 76H37V75H36ZM36 76H34V77H35V78H34V77L31 75V77H29V79H30V78H31V79L33 78V79L36 80V82H37L38 77H36ZM64 76H65V75H64ZM67 76H69V75H67ZM84 76H85V75H84ZM86 76H87V75H86ZM89 76H90V75H89ZM91 76H92V75H91ZM122 76H123V75H122ZM125 76H126V74H125ZM129 76H130V75H129ZM148 76H149V75H148ZM162 76H163V75H162ZM180 76H182V75H180ZM190 76H191V75H190ZM236 76H237V75H236ZM244 76H245V75H244ZM10 77H11V78H10ZM65 77H66V76H65ZM71 77H72V76H71ZM76 77H77V76H76ZM78 77H80V76H78ZM102 77H104V76H102ZM105 77H106V76H105ZM116 77H117V76H116ZM146 77H147V76H146ZM159 77H160V75H159ZM165 77H162V79H164ZM167 77H166V78H167ZM184 77H185V76H184ZM184 77H183V78H184ZM192 77H193V76H192ZM199 77H200V76H199ZM199 77H198V78H199ZM217 77H218V76H217ZM7 78H8V79H7ZM17 78H18V75H17ZM26 78H27V77H26ZM26 78H25V79H26ZM45 78H46V77H45ZM49 78H50V79H49ZM49 78H48V79L51 80L50 75H49ZM92 78H93V77H92ZM106 78H107V77H106ZM109 78H110V77H109ZM111 78H113V77H111ZM111 78H110V79H111ZM118 78H119V77H118ZM129 78H132V77H129ZM143 78H144V77H143ZM143 78L141 77V79H138V80H137V83H138L139 80H140V82H141ZM172 78H173V77H172ZM203 78H204V77H203ZM93 79H95V78H93ZM103 79H104V78H103ZM103 79H102V80H103ZM107 79H108V78H107ZM107 79H106V80H107ZM121 79H122V77H121ZM136 79H137V78H136ZM152 79H153V78H152ZM152 79H151V80H152ZM175 79H177V78L175 77ZM192 79H193V78H192ZM196 79H197V78H196ZM199 79H200V78H199ZM241 79H242V78H241ZM7 80H8V81H7ZM44 80H45V79H44ZM64 80H65V78H64ZM71 80L73 81V79H71ZM78 80H79V79H78ZM82 80H83V79H82ZM85 80H86V78H85ZM133 80L135 81L134 83L136 84V80H135V79H133ZM149 80H150V79H149ZM165 80H166V79H165ZM168 80H169V79H168ZM235 80H236V79H235ZM6 81L8 82V84H7ZM25 81H26V80H25ZM66 81H68V80H66ZM88 81H89V79H88ZM91 81H92V80L90 79V82H91ZM100 81H101V80H100ZM103 81H104V80H103ZM107 81H108L107 83H109V80H107ZM131 81H132V80H131ZM5 82H6V84H4ZM29 82H31V81L29 80L27 83H29ZM42 82H43V84H44V81H42ZM85 82H86V81H85ZM104 82H106V81H104ZM110 82H112V81H110ZM117 82H118V81H117ZM117 82H116V83H117ZM125 82H126V81H125ZM144 82H145V81H144ZM146 82L148 83L149 81H146ZM146 82H145V84H142V85H144V87H146V86H145V85H146ZM152 82H153V81H152ZM154 82H155V81H154ZM165 82H166V81H165ZM172 82H173V81H172ZM178 82H179V79H178ZM178 82H177V83H178ZM205 82H206V81H205ZM239 82H240V81H239ZM33 83H34V82H33ZM68 83H69V82H68ZM73 83H74V82H73ZM118 83H121V82H118ZM149 83H150V82H149ZM149 83L147 84L148 87H149V89L146 87V89H148V90H150L151 88H153L152 84H151V83L149 84ZM78 84H79V83H78ZM132 84H133V82H132ZM163 84H164V82H163ZM167 84H168V83H167ZM171 84H172V83H171ZM184 84H186V83H184ZM209 84H210V83H209ZM240 84H241V83H240ZM240 84H239V85H240ZM26 85H27V84H26ZM46 85L48 86V84H46ZM46 85H45V86H46ZM50 85H51V84H50ZM54 85H55V84H54ZM66 85H67V84H66ZM84 85H85V84H84ZM87 85H88V84H87ZM109 85L112 86L111 83H110ZM137 85H138V84H137ZM140 85H141V84H140ZM177 85H178V84H176V86L174 85V87H177ZM180 85H181V84H180ZM201 85H202V84H201ZM207 85H208V84H207ZM232 85H233V84H232ZM241 85H242V84H241ZM31 86H33L35 89H34V88H30ZM36 86H38V85H36ZM39 86H40V85H39ZM73 86H74V85H73ZM111 86H110V87H111ZM114 86H115V85H113V87H114ZM125 86H127V85H125ZM135 86H136V85H135ZM150 86H152V87L150 88ZM163 86H165V85H163ZM181 86H182V85H181ZM183 86H184V85H183ZM210 86H211V85H210ZM253 86H254V85H253ZM40 87H41V86H40ZM130 87H132V86H131V82H130ZM137 87H138V86H137ZM139 87H142V86H139ZM165 87H166V86H165ZM171 87L173 88V86H171ZM171 87H170V88H171ZM232 87H233V86H232ZM3 88H2V89H3ZM27 88H29L30 90L27 89ZM42 88H43V86H42ZM75 88H77V87H75ZM99 88H100V87H99ZM101 88H102V87H101ZM101 88H100V89H101ZM107 88H108V87H107ZM114 88H115V87H114ZM122 88H123V87H122ZM122 88L120 87V89H118V90H121V91H122ZM133 88H134V87H133ZM168 88H169V87H168ZM207 88H209V87H207ZM210 88H211V87H210ZM224 88H226V87H224ZM49 89H50V88H49ZM52 89H53V88H52ZM72 89H74V88H72ZM96 89H97V88H96ZM110 89H111V88H110ZM110 89H109V90H110ZM131 89H132V88H131ZM134 89H136V87H135ZM154 89H156V88H154ZM154 89H153V90H154ZM162 89H163V88H162ZM173 89H174V88H173ZM173 89H172V91H173ZM176 89H177V88H176ZM178 89H179V88H178ZM220 89H221V88H220ZM244 89H245V87H244ZM244 89H243V91H244ZM255 89H256V88H255ZM47 90H48V89H47ZM76 90H77V89H76ZM94 90H95V89H94ZM102 90H103V89H102ZM106 90L108 91V89H106ZM116 90H117L116 88H115V90L113 89V92L110 93L111 95L109 94V92H108L109 95H106V94H105V96L102 98L103 100H102V99H99L98 101L101 102V103L98 102L99 106H98V104H97V105L94 104V105H96L98 108H99L100 105H101L102 108L100 107V108L98 109V110H100V111H102L101 109H104V108H105V110L107 109V111H105V112H104V110H103L102 115H104V113H105V115H106L107 112H109V113L111 112L109 115L111 116V119H112V118L114 119V122H115L114 124H115V125L117 124V123H116L117 120H116L113 116L116 115L117 113L115 114L114 112H119V111H120V110L118 111V110L116 109L117 106L120 104V102H119V101L116 102L117 99H115V97L113 96V95L116 93V92H115ZM129 90H130V89H129ZM141 90H142V88H141ZM153 90H152V91H153ZM156 90H157V89H156ZM241 90H242V89H241ZM253 90H254V89H253ZM253 90H252V91H253ZM256 90H258V89H256ZM26 91H27V92H26ZM68 91H69V90H68ZM80 91H81V90H80ZM95 91H96V90H95ZM111 91H112V90H111ZM124 91H125V89H124ZM124 91H123L122 93H124ZM131 91L133 92V90H131ZM145 91H146V90H145ZM158 91H159V90H158ZM176 91H177V92H176ZM179 91H182V90H180V89H179V90H175V89H174V92H176V93H175V94H176V97H178V98L180 97V94L177 96V93H178ZM228 91H229V90H228ZM230 91H231V90H230ZM62 92H64V90H63ZM78 92H79V91H78ZM114 92H115V93H114ZM117 92H118V91H117ZM128 92H129V91H128ZM137 92H138V91H137ZM146 92H148V91H146ZM159 92H160V91H159ZM159 92H158V94H159ZM163 92H164V91H163ZM222 92H223V91H222ZM244 92H245V91H244ZM247 92H248V91H247ZM26 93H27V94H26ZM71 93H72V92H71ZM73 93H74V92H73ZM106 93H107V92H106ZM118 93H119L120 96H121V92L119 91ZM143 93H144V91H143ZM255 93H256V91H255ZM257 93H258V92H257ZM59 94H60V93H59ZM119 94H118V95H119ZM124 94H125V96H126V93H124ZM124 94H122V97H123ZM127 94H128V93H127ZM135 94H136V92H135ZM139 94H140V93H139ZM158 94H157V95H158ZM166 94H167V93H166ZM168 94H171V93H168ZM193 94H194V93H193ZM201 94H202V93H201ZM223 94H224V93H223ZM26 95H27V97H26ZM34 95H36V97H35ZM45 95H46V93H45ZM72 95H73V94H72ZM79 95H80V92H79ZM101 95H102V94H101ZM141 95H142V94H141ZM157 95H156V96H157ZM172 95H173V94H172ZM172 95H170V96H172ZM183 95H184V94H183ZM190 95H191V94H190ZM225 95H226V94H225ZM232 95H233V94H232ZM74 96H75V95H74ZM106 96H107L108 98H106ZM132 96H133V95H132ZM136 96H137V94H136ZM148 96H150V95H148ZM159 96H160V95H159ZM162 96H163V95H162ZM162 96H160V97H162ZM167 96H168V95H167ZM170 96H169V97H170ZM174 96H175V95H174ZM91 97H92V96H91ZM111 97H112V98H111ZM113 97H114L115 100H113ZM126 97H127V96H126ZM128 97H129V94H128ZM134 97H135V96H134ZM140 97L142 98V96H140ZM144 97H145V95H144ZM144 97H143V98H144ZM169 97H168V98H169ZM185 97H186V95H185ZM187 97H188V95H187ZM197 97H198V96H197ZM238 97H239V96H238ZM241 97H242V95H241ZM32 98H31V100H32ZM56 98H58V97L56 96ZM60 98H61V97H60ZM71 98H72V97H69L68 99L65 98L66 101H65L64 103H65L66 105H67V103H68V105L72 106L74 103H73V101L71 100ZM104 98H106L107 102L109 101V98H110V99H112L113 101H115L114 103H116V104L118 103L117 106H116V105L113 103V101L111 102V100H110L111 103H110V102H109V103H110V104H114V105H111V106H113L112 108H115V107H116L115 110L113 109L114 111H113V110H112V111H108V109L110 110L109 107H111V106H109V104H108L109 107L107 108V103L105 102L106 100H104ZM143 98H142V99H143ZM145 98H146V97H145ZM151 98L153 99V97H151ZM224 98H225V97H224ZM244 98H245V97H244ZM246 98H247V96H246ZM257 98H258V97H257ZM69 99H70V100H69ZM129 99H131V98L129 97ZM146 99H147V98H146ZM164 99H165V98H164ZM164 99H162V100L165 101ZM207 99H208V98H207ZM248 99H249V98H248ZM263 99H264V98H263ZM263 99H262V100H263ZM40 100H41V98H40ZM42 100H43V99H42ZM101 100H102V101H101ZM119 100H120V99H119ZM135 100H137V99H135ZM144 100H145V99H144ZM150 100H151V99H150ZM162 100H161V101H162ZM249 100H250V99H249ZM253 100H254V99H253ZM258 100H260V99H258ZM34 101H35V100H34ZM48 101H49V100H48ZM68 101H69V102H68ZM121 101L124 102L123 100H121ZM125 101H126V100H125ZM133 101H134V100H133ZM152 101L154 102V100H152ZM157 101L160 102V99H158ZM235 101H236V99H235ZM235 101H234V102H235ZM242 101H243V100H242ZM244 101H246V100H244ZM11 102H13V101H11ZM20 102L23 103V104H20ZM35 102H36V101H35ZM37 102H38V101H37ZM39 102H40V101H39ZM39 102H38V103H39ZM49 102H51L50 105H52V104H54L56 101H55L54 103H52V101H49ZM128 102H129V101H128ZM140 102H141V101H140ZM140 102H139V103H140ZM153 102H152V103H153ZM159 102H158V105H160ZM168 102H169V101H168ZM234 102H233V103H234ZM252 102H254V101H252ZM257 102H262V101H257ZM43 103H44V107H45V106H46V105H45L46 102L43 101ZM69 103H70V104H69ZM104 103L106 104V106L103 108V106L105 105ZM150 103H151V102H150ZM150 103H148V104H150ZM154 103H155V102H154ZM154 103H153V104H154ZM162 103H164V102H162ZM185 103H186V102H185ZM185 103H184V104H185ZM199 103H200V102H199ZM203 103H204V102H203ZM221 103H222V102H221ZM244 103H245V102H244ZM246 103H247V102H246ZM254 103H255V102H254ZM10 104H11V103H10ZM40 104H41V106H43V104H42L41 102H40ZM40 104H37V105H36V103H35L36 106H39ZM71 104H72V105H71ZM76 104H77V105H76ZM78 104H79V102L77 101V103L75 102L74 105H75V106H78ZM103 104H104V105H103ZM124 104H126V102H124ZM130 104L133 105V104H132V101L129 102V104H128V105L130 106V108L126 107V108H128L129 110L132 109ZM141 104H142V103H141ZM190 104H191V103H190ZM196 104H197V103H196ZM234 104H236V103H234ZM11 105H12V104H11ZM11 105H10V106H11ZM27 105H28V104H27ZM27 105H26V106H27ZM48 105H49V104H48ZM48 105L46 106V110H47V108H50V107H48ZM102 105H103V106H102ZM122 105H123V103L120 104V106H122ZM134 105H135V104H134ZM139 105H140V104H139ZM139 105H138V106H139ZM143 105H144V104H143ZM191 105H192V104H191ZM201 105H206V104H201ZM232 105H233V104H232ZM243 105H244V104H243ZM243 105H242V106H243ZM255 105H256V104H255ZM0 106H1V105H0ZM29 106H30V105H29ZM29 106L26 107L25 110H27V111L24 110V111H25L24 113H26V112H28V110L32 109L31 106H30V108L28 109ZM125 106H127V105H125ZM146 106H148V105H146ZM160 106H161V105H160ZM178 106H179V105H178ZM6 107H7V106H6ZM53 107H54V113H55V112H56V111H55V105H53ZM53 107H52V108H53ZM57 107H58V106H57ZM133 107H136V108H137V103H136V106H133ZM192 107H193V106H192ZM8 108H9V107H8ZM42 108H43V107H42ZM112 108H111V109H112ZM120 108H121V107H120ZM122 108H124V106H123ZM126 108H125V111H126ZM167 108H168V107H167ZM196 108H197V107H196ZM205 108H206V107H205ZM224 108H225V107H224ZM234 108H235V107H234ZM240 108H241V107H240ZM245 108H246V107H245ZM247 108H248V107H247ZM247 108H246V109H247ZM250 108H251V107H250ZM73 109H74V108H73ZM138 109H139V108H138ZM138 109H136V110H138ZM140 109H141V108H140ZM143 109H145V108H143ZM164 109H165V108H164ZM193 109H195V107H194ZM200 109H201V108H200ZM257 109H258V108H257ZM260 109H261V108H260ZM260 109H258L257 111L259 112ZM94 110H95V109H94ZM94 110H92V111H94ZM98 110H97V111H98ZM116 110H117V111H116ZM122 110H123V109H122ZM188 110H189V109H188ZM205 110H207V108H206ZM225 110H226V109H225ZM234 110H237V109L235 108ZM254 110H255V109H254ZM5 111H7V108H6ZM43 111H44V110H43ZM89 111H90V110H88L86 114H88ZM97 111H94V112L97 113ZM125 111H122V112H123V113H122V114H123L122 117H124L125 114L128 115L127 113H129V112H126V113H125ZM127 111H128V110H127ZM131 111L133 112V110H131ZM131 111H130V112H131ZM134 111H135V110H134ZM156 111H157V110H156ZM156 111H155V115H157L156 113H158V111H157V112H156ZM186 111H187V109H186ZM223 111H224V110H223ZM247 111H248V110H247ZM7 112H9V111H7ZM21 112H23V111H21ZM31 112H34V111H29V112L27 113V114H29V115H26V114H25L26 117H27V116H30V118H31L33 115H35V114L33 113V115L31 116V114H30ZM77 112H78V110H77ZM112 112H113V114H114L113 116L111 115ZM132 112H131V113H132ZM180 112H181V111H180ZM180 112H179V113H180ZM221 112H222V111H221ZM237 112H240V111H237ZM254 112H255V111H254ZM54 113H53V114H54ZM58 113H59V112H58ZM119 113H120V112H119ZM136 113L138 114V112H136ZM139 113H142V112H139ZM143 113H145V112L143 111ZM143 113H142V114H143ZM159 113H160V112H159ZM164 113H165V112H164ZM19 114H18V116H19ZM21 114H22V113H21ZM56 114H57V113H56ZM73 114H74V113H73ZM79 114H80V112H79ZM79 114H77V115H79ZM89 114H91V113H89ZM107 114H108V113H107ZM132 114H133V116H134L135 113H132ZM132 114H129V115L132 116ZM152 114H153V113H152ZM168 114H169V113H168ZM175 114H176V113H175ZM181 114H182V113H181ZM224 114H226V112H225ZM36 115L39 116V112H38ZM36 115H35V117H36ZM40 115H41V113H40ZM45 115H46V114H45ZM48 115H49V114H48ZM48 115H47V116H48ZM92 115H93V114H92ZM100 115H101V113H100ZM100 115L98 114L97 116L99 117ZM102 115H101V116H102ZM109 115H108V116H109ZM118 115H120V114H118ZM155 115H154V117H155ZM165 115H166V114H165ZM170 115L172 116L171 113H170ZM211 115H212V114H211ZM263 115H264V113H263ZM11 116H12V113H11ZM21 116L23 117L24 114H23V115H20V117H21ZM56 116H58V114H57ZM59 116H60V115H59ZM85 116H86V115H85ZM90 116H91V115H90ZM101 116H100L99 118H101ZM108 116H107V117H108ZM116 116H117V115H116ZM133 116H132V117H133ZM145 116H146V115H145ZM149 116H150V115H149ZM22 117H21V118H22ZM26 117L24 116V117H23V120H22V119H21V120L26 122V121H27V120H26ZM35 117H33V120H32V118H31V123H32V124H33L32 121H36V123H37V121H38V123H39V122L41 121V118H40V117H44V116L41 115L39 118L37 117L38 120H37V119L35 120V119H34ZM68 117H69V116H68ZM88 117H89V115H88ZM92 117H93V116H92ZM107 117H106V118H107ZM117 117H118V116H117ZM138 117H139V116H137V119H138ZM151 117H153V116L151 115ZM180 117H182V116H180ZM198 117H199V116H198ZM201 117H202V116H201ZM201 117H200V118H201ZM212 117H213V116H212ZM236 117H237V116H236ZM251 117H253V116H251ZM24 118H25V119H24ZM48 118H49V117H48ZM48 118L45 117L44 119L47 120ZM56 118H58V117H56ZM56 118H55V119H56ZM82 118H84V117H82ZM86 118H87V117H85V119H86ZM128 118H129V117H128ZM133 118H134V117H133ZM141 118H142V117H141ZM144 118H145V117H144ZM147 118H148V117H147ZM232 118H233V117H232ZM232 118H231V119H232ZM238 118H239V117H238ZM240 118H241V117H240ZM258 118H259V117H258ZM9 119H10V118H9ZM9 119H8V121H9ZM27 119H29V118L27 117ZM39 119H40V120H39ZM42 119H43V118H42ZM60 119H61V118H60ZM80 119H81V118H80ZM85 119H84V120H85ZM90 119H91V118H89V120H90ZM113 119H112V121H113ZM117 119H119V118H117ZM122 119H123V118H122ZM130 119H131V117H130ZM137 119H136V120H137ZM139 119H140V118H139ZM148 119H149V118H148ZM155 119H157V118H155ZM179 119H180V118H179ZM190 119H192V118H190ZM201 119H204V118H201ZM262 119H263V118H262ZM46 120H44V121H46ZM48 120L51 121V120H53V119H51V116H50V118H49ZM57 120H58V119H57ZM63 120H64V119H63ZM86 120L88 121V118H87ZM108 120H109V119H108ZM108 120H107V121H108ZM120 120H121V119H120ZM123 120H124V119H123ZM140 120H141V119H140ZM145 120H146V119H145ZM157 120H158V119H157ZM157 120H156V121H157ZM161 120H162V118H161ZM165 120H168V118L165 119ZM176 120H177V119H176ZM218 120H219V119H218ZM260 120H261V119H260ZM17 121H18V120H17ZM28 121H29L28 124H31V123H30V119H29ZM42 121H43V120H42ZM44 121H43V122H44ZM60 121H62V120H60ZM97 121H98V124H99L100 119H97ZM97 121H95L94 124H95ZM101 121H102V120H101ZM107 121H106V122H107ZM126 121H127V120H126ZM131 121H132V119H131ZM147 121H148V120H147ZM150 121H151V120H150ZM150 121H148V122H150ZM152 121H153V120H152ZM158 121H159V120H158ZM258 121H259V120H258ZM9 122H10V121H9ZM15 122H16V121H15ZM46 122H47V124H48V121H46ZM46 122H45V123H46ZM51 122L53 123V121H51ZM58 122H59V121H58ZM80 122H82V123H79V124H78V122H77L76 124H78V125H76V126H78V127L80 126V127H81L80 124H83L84 122L81 121V120H80ZM102 122H103V124H104V123H105V119H104V121H102ZM123 122H124V121H123ZM135 122H136V121H135ZM144 122H146V121H144ZM160 122H161V121H160ZM162 122H163V121H162ZM168 122H169V121H168ZM178 122H179V121H178ZM36 123H34L35 125H34V124H33V125H34V126L39 125V124H36ZM40 123H41V122H40ZM54 123H55V122H54ZM121 123H122V120H121ZM127 123H128V121H127ZM133 123H134V122H133ZM136 123H137V122H136ZM193 123H194V122H193ZM198 123H199V122H198ZM205 123H208V122H205ZM253 123H254V122H253ZM4 124H5V123H4ZM14 124H15V123H14ZM21 124H22V123H21ZM28 124H27V122L25 123L26 127H25L24 124H23L24 129H21V130H18V131H22V130H24L23 132H25V131H26L25 128H28V127H27ZM47 124H46V125H47ZM73 124H74V123H73ZM88 124H90L89 121L87 122V125H88ZM100 124H101V122H100ZM103 124H101L102 126H101V125L99 126V128L102 127V129H101L102 131H104L103 127H104V128L106 127V126H105L106 123H105L104 125H103ZM109 124H112V126L114 125L113 123H111V121H109ZM109 124H108V125H109ZM118 124H120V123H118ZM131 124H132V122H131ZM134 124H135V123H134ZM145 124H146V123H145ZM171 124H173V123H171ZM178 124H179V123H178ZM194 124H195V123H194ZM243 124H244V123H243ZM16 125H18V123H17ZM42 125H43V124H42ZM46 125H45V126H46ZM49 125H50V124H49ZM49 125H47V126H49ZM60 125H61V124H60ZM74 125H75V124H74ZM74 125L71 126V129L74 130V128H75V132H76L78 128H77L76 126H74ZM84 125H85V124H83L82 128H84ZM115 125L112 127V130H113V128L115 127ZM132 125H133V124H132ZM132 125L130 126L131 128H132ZM135 125H136V124H135ZM150 125H151V124H150ZM155 125H158V124H155ZM167 125H168V123H167ZM167 125H166V126H167ZM174 125H176V124L174 123ZM189 125H190V124H189ZM254 125H255V124H254ZM6 126L10 127L9 125H4L3 127H5V128H3L2 126H1L2 129L0 128V131H1L3 134H5V131H2V130H4V129H5V130L8 129V127L6 128ZM18 126H19V125H18ZM29 126H30V125H29ZM67 126H68V125H67ZM85 126H86V125H85ZM90 126H91V125H90ZM110 126H111V125H109V126H107V127L111 128ZM117 126H118V125H117ZM153 126H154V125H152L151 127H152L153 130H154V127H155V126H154V127H153ZM158 126H159V125H158ZM168 126H169V125H168ZM219 126H220V125H219ZM251 126H252V125H251ZM256 126H257V125H256ZM262 126H263V125H262ZM262 126H261V128H262ZM19 127H20V126H19ZM31 127H32V128H29L30 131H32V130L35 128V127H33L32 125H31ZM42 127H43V126H42ZM68 127H69V130H70V125H69ZM73 127H74V128H73ZM87 127H89V125H88ZM141 127H142V126H141ZM146 127H147V126H146ZM159 127H162V126H159ZM180 127H181V126H180ZM244 127H245V126H244ZM39 128H41V126H40V127L37 126L35 130H37V129H39ZM48 128H49V127H48ZM48 128H47V129H48ZM53 128H54V127H53ZM76 128H77V129H76ZM85 128H86V127H85ZM89 128H90V127H89ZM96 128H97V127H96ZM115 128H117V127H115ZM115 128H114V129H115ZM118 128H119V126H118ZM133 128H134V127H133ZM152 128H151V130H152ZM166 128H168V130H169V127H166ZM182 128H183V127H182ZM15 129H16V128H15ZM65 129H66V128H65ZM97 129H98V128H97ZM106 129H107V128H106ZM121 129H123V128H121ZM121 129H117V130H121ZM138 129H139V128H138ZM177 129H178V127H177ZM177 129H176V130H177ZM193 129H194V128H193ZM203 129H204V128H203ZM256 129H257V128H256ZM66 130H67V129H66ZM69 130H68V131H69ZM80 130H81V129H80ZM80 130H79V132H82V131H80ZM82 130H83V129H82ZM89 130H91V129H89ZM140 130H141V129H140ZM147 130H148V129H147ZM158 130H160V129H158ZM166 130H167V129H165V130L163 129L164 132H166ZM168 130H167V131H168ZM172 130H173V129H171V131H172ZM194 130H195V129H194ZM262 130H263V129H262ZM7 131H10V132L8 133ZM30 131H29V133L27 132V134L33 133V132H30ZM39 131H40V129H39ZM102 131H100V132H102ZM106 131L109 132V131H111V130H110V129L105 130L104 133H106ZM169 131H170V130H169ZM173 131H174V130H173ZM177 131H178V130H177ZM246 131H247V130H246ZM6 132H7L6 134H8V137L4 135L3 137H5V140H6V138L9 139V137L12 138V137L10 136V135H11V132H12V133H15L16 131L13 132V131H11V128H9V130H6ZM35 132H36V131H35ZM35 132H34V133H35ZM54 132H56V131H54ZM54 132H53V134L50 132V134H52V136L49 135L48 132H47V133H48L49 137L51 136V138H57L56 140L58 141V144H59V145L57 144V141H54V142H56V144H57V145H55V146H56V147L58 146V147L55 149V146H53V145L55 144L54 142H53V145H52V146L54 147V150H57V149L59 148V151H60L61 153L64 152V151L62 150V148H60V146H62V147H64V148H66V146L69 147L68 144L65 145V143H68V140H70V142H71V141L74 142L75 139H77V137L73 139V138H72L73 135H72L71 137H70V136L67 137V139H66V137H64V133H62L61 131H60L61 133H59V131H58V133H57L58 136L60 137V136L63 134L62 137L65 138L64 141H63V144H64V146H63L62 142L60 143L61 139L63 140V138L60 139L59 137H53V135L55 134ZM63 132H64V131H63ZM71 132L74 133L72 130H71ZM87 132H88V131H86L85 133H87ZM98 132H99V131H98ZM100 132H99V134H100ZM108 132H107V133H108ZM115 132H116V131H115ZM134 132H135V131H134ZM160 132H161V134H162V131H160ZM208 132H209V131H208ZM219 132H220V131H219ZM254 132H256V131L254 130ZM260 132H261V130H260ZM19 133H20V132H19ZM34 133H33V134H34ZM40 133H42V132H40ZM69 133H70V132H68V134H69ZM85 133H84V134H85ZM120 133H121V132H120ZM126 133H127V131H126ZM129 133H130V132H129ZM131 133H132V132H131ZM141 133H142V131H141ZM141 133H140L139 135H141ZM147 133H149V132H147ZM150 133H151V132H150ZM199 133H201V132H199ZM231 133H232V131H231ZM234 133H235V132H234ZM239 133H240V132H239ZM17 134H18V132H17ZM36 134H39L38 130H37V133H35V135H36ZM44 134H45V132H44ZM75 134H76V133H75ZM88 134H89V133H88ZM102 134H103V132H102L100 135H102ZM112 134H114V133L112 132L111 135H110V134H109V135L112 136ZM116 134H117V133H116ZM133 134H134V133H132L131 135L133 136ZM136 134H137V132H136ZM136 134H134V136H135ZM156 134H157V131H156ZM165 134H168V133L166 132ZM175 134H176V133H175ZM260 134H261V133H260ZM13 135H14V134H13ZM69 135H71V133H70ZM77 135H78V132H77ZM82 135H83V134H82ZM104 135L107 136L108 134H104ZM104 135H102V137H103ZM124 135H125V133H124ZM131 135H130V136H131ZM152 135H153V134H152ZM159 135H160V134L158 133V135H156V136L159 137ZM168 135H169V134H168ZM170 135H171V133H170ZM177 135H179V134L177 133ZM181 135H182V134H181ZM199 135H200V134H199ZM202 135H203V134H202ZM228 135H229V137L231 136V135L229 134V131H228ZM232 135H233V134H232ZM14 136H16V135H14ZM21 136H22V135H21ZM33 136H34V135H33ZM37 136H38V135H37ZM46 136H47V135H46ZM79 136H80V135H79ZM105 136H104V137H105ZM113 136L115 137V134H114ZM113 136H112V137H113ZM120 136H121V135H120ZM120 136H119V137H120ZM122 136H123V133H122ZM134 136H133V137H134ZM136 136H137V135H136ZM136 136H135V137H136ZM143 136H144V135H143ZM150 136H151V135H150ZM150 136H148V137H149V140H150ZM161 136H163V135H161ZM161 136H160V137H161ZM164 136H165V135H164ZM179 136H180V135H179ZM182 136H184V135H182ZM204 136H205V135H204ZM207 136H208V135H206L205 137H207ZM223 136H224V134H223ZM238 136H239V135H238ZM242 136H243V135H242ZM24 137H25V136H24ZM24 137H23V138H24ZM73 137H74V136H73ZM85 137H87V136H85ZM93 137H94V139H95V136H93ZM98 137H100V136H98ZM98 137H97V139H99ZM107 137L109 138V136H107ZM107 137H106V138H107ZM112 137H111V138H112ZM114 137H113V138H114ZM127 137H129V136H127ZM127 137H126V138H127ZM139 137H140V136H139ZM160 137H159V138H160ZM166 137H168V136H166ZM180 137H181V136H180ZM210 137H212V136H210ZM258 137H260V136H257V138H258ZM1 138H2V137H1ZM46 138H48V136H47ZM58 138H59V139H58ZM71 138H72L73 140H72ZM78 138H79V137H78ZM89 138H91V137H89ZM111 138H110V139H111ZM124 138H125V137H124ZM124 138H123L122 140H124ZM144 138H145V137H143V139H144ZM155 138H156V137H154V139H155ZM176 138H177V137H176ZM217 138H218V137H217ZM243 138H244V137H243ZM243 138H242V139H243ZM246 138H247V136H246ZM246 138H244V139H246ZM263 138H264V137H263ZM14 139H15V138H14ZM80 139H81V138H80ZM80 139H79V140H80ZM83 139H84V140H83ZM85 139H86V141L88 140L87 138H83V137H82V139L80 140V141H82V143L84 142V144H82V147H83V148H80L81 150L85 149L84 146H86V145H87V148H88V146H89L88 143L91 142L92 140H94V139L91 138L90 141H87V142H86ZM127 139H128V138H127ZM138 139H139V138H138ZM143 139H141V140L143 141ZM145 139L148 141V138H147V137H146ZM200 139H201V138H200ZM210 139H211V138H210ZM214 139H215V138H214ZM244 139H243V140H244ZM16 140H17V139H15V141H16ZM48 140H49V138L46 139L45 141L48 142ZM52 140H55V139H52ZM59 140H60V141H59ZM65 140H67V142H65ZM79 140H77V142H78ZM122 140H120V142H122ZM130 140H131V139H130ZM133 140H135V139H133ZM151 140H153V137H152ZM151 140H150V141H151ZM184 140H186V139H184ZM184 140L181 141V142H185ZM205 140H206V139H205ZM205 140H204V141H205ZM223 140H225V139H223ZM231 140H232V139H231ZM0 141H1V139H0ZM15 141H13V140H11V141L7 140V142L4 141L5 143H4V142H3V143L7 145V144H10V143L12 144V142H14L13 145H15V143L17 142L16 145L19 146V145L22 144V146L25 145L26 147H27V144L29 143L27 139H26V140H23V141H25V142H28L27 144H26L25 142L22 143V140H21V141L19 140V142H21V144H18V140H17L16 142H15ZM45 141H44V142H45ZM102 141H103V140H102ZM155 141H156V140H155ZM166 141H167V140H166ZM186 141H188V140H186ZM217 141H218V139H217ZM257 141H258V139H257ZM263 141H264V140H263ZM30 142H31V141H30ZM32 142H33V141H32ZM47 142H45V144H46ZM50 142H51V140H49L48 143H50ZM72 142H71V143H72ZM85 142H86V145H85ZM113 142H114V141L112 140V142L110 143V145H111L112 147H114V146H113V145H114ZM125 142H127V141H125ZM138 142H139V141H138ZM175 142H176V140H175ZM202 142H203V141H202ZM233 142H234V141H233ZM34 143H35V142H34ZM40 143H41V142H40ZM48 143H47V144H48ZM75 143H76V142H75ZM79 143H80V142H79ZM112 143H113V144H112ZM135 143H137V142H135ZM141 143H142V142H141ZM143 143H144V142H143ZM151 143H152V142H151ZM162 143H163V142H162ZM167 143H168V142H167ZM169 143H170V142H169ZM203 143H204V142H203ZM218 143H219V142H218ZM238 143H239V142H238ZM11 144H10V145H11ZM101 144L105 145V144H104V141H103L102 143H100V146H101ZM164 144H166V143H164ZM173 144H174V143H173ZM173 144H172V145H173ZM178 144H179V143H178ZM195 144H197V143H195ZM198 144H199V143H198ZM220 144H221V143H220ZM232 144H234V143H232ZM253 144H254V143H253ZM260 144H262V143H260ZM260 144H258L257 146H259ZM36 145H37V144H36ZM48 145H49V144H48ZM73 145H74V144H73ZM83 145H84V146H83ZM94 145H95V144L92 145V149L95 147ZM103 145H102V147H104V148L106 149L107 147H106V146H103ZM108 145H109V143H108ZM110 145H109L108 147H110ZM128 145H129V143H128ZM130 145H131V143H130ZM154 145H155V144H154ZM158 145H160V144H158ZM230 145H231V144H230ZM234 145H235V144H234ZM249 145H250V144H249ZM249 145H248V146H249ZM263 145H264V144H263ZM41 146H42V145H41ZM45 146H46V145H45ZM45 146H44V144H43V147H44V148H45ZM50 146H51V145H50ZM50 146H49V148H50ZM76 146H80V147H81V144L76 145ZM97 146H98V145H97ZM149 146H150V145H149ZM151 146H152V145H151ZM187 146H188V145H187ZM203 146H204V145H203ZM250 146H252V145H250ZM261 146H262V145H261ZM28 147H29V144H28ZM32 147H33V146H32ZM46 147H47V146H46ZM53 147H52V151H53ZM102 147H99V146H98V149H101ZM117 147H118V146L116 145L115 148L118 149ZM129 147L131 148V146H129ZM140 147H141V146H140ZM157 147H158V146H157ZM198 147L201 148V146H198ZM223 147H224V146H223ZM255 147H256V146H255ZM47 148H48V147H47ZM69 148H70V147H69ZM73 148H75V147H73ZM77 148H79V147H77ZM119 148H120V147H119ZM134 148H135V147H134ZM148 148H149V147H148ZM148 148H147V151L145 150V152H147L146 156H148V158H151V151H152V153H154L155 150H154V147H153V150H154V151H153L152 149H150V148H149V150H148ZM165 148H166V147H165ZM203 148H204V147H203ZM8 149H9L10 151L13 150L12 145H11V148H8ZM8 149H7V150H5V149H0V150H1L0 153H1L2 155H6V156H3L4 159H7V157H8V155H7L8 153L6 154V152L9 151ZM92 149H91V147H90V151H92ZM94 149H95V148H94ZM105 149H104V150H105ZM108 149H109V148H108ZM110 149H112V148H110ZM126 149H127V148H126ZM128 149H129V148H128ZM128 149H127V150H128ZM135 149H136V148H135ZM155 149H156V148H155ZM160 149H161V148H160ZM196 149H197V148H196ZM213 149H214V148H213ZM226 149H227V148H226ZM4 150H5V152H4ZM24 150H25V149H24ZM26 150H27V149H26ZM50 150H51V149H50ZM65 150H66V149H65ZM67 150H68V149H67ZM71 150H72V149H70V151H71ZM73 150H74V149H73ZM77 150H78V149H77ZM85 150H86V149H85ZM120 150H121V148H120ZM136 150H137V149H136ZM142 150H143V149H142ZM157 150H158V149H157ZM157 150H156V151H157ZM202 150H203V149H202ZM235 150H236V148H235ZM239 150H240V149H239ZM246 150H247V149H246ZM259 150H260V149H259ZM2 151L4 152V154H3ZM15 151H16V150H15ZM15 151H14V152H15ZM19 151H20V150H19ZM70 151H68V152H70ZM114 151H115V150H113V152H114ZM129 151L131 152V149H130ZM140 151H141V150H140ZM148 151H149L150 154L148 153ZM168 151L170 152V150H168ZM181 151H183V150H181ZM197 151H198V150H197ZM199 151H200V150H199ZM208 151H209V150H208ZM211 151H212V150H211ZM226 151H227V150H226ZM232 151H233V150H232ZM236 151H237V150H236ZM12 152H13V151H12ZM53 152H54V151H53ZM56 152H57V151H56ZM56 152H55V153H56ZM78 152H80V155L78 154ZM81 152L84 153V151H77V152H76V150L73 151V152H70V153L72 154V157L70 156V157L72 158L71 161L75 160V159H73V156H74V155H75V156L77 155V156H76V160L79 159V161H80V159H81V160L83 161L84 158L82 159ZM121 152H122V150H121ZM141 152H142V151H141ZM169 152H168V153H169ZM173 152H174V151H173ZM173 152H172V153H173ZM176 152H177V151H176ZM217 152H218V151H217ZM239 152H240V151H239ZM246 152H248V151H246ZM250 152H251V151H250ZM49 153H50V152H49ZM51 153H52V152H51ZM51 153H50L49 155H47L48 153H46V154H44V155L47 156V157H49V156L51 155ZM61 153H57V156H58V154H61ZM65 153H66V151H65ZM75 153H76V154H75ZM100 153H101V152H100ZM131 153H132V152H131ZM162 153H164V152H162ZM162 153H161V154H162ZM182 153H183V152H182ZM229 153H230V152H229ZM229 153H228V154H229ZM1 154H0V157H1ZM14 154H15V153H14ZM21 154H22V153H21V151H20V155H21ZM32 154H33V153H32ZM40 154H41V153H40ZM63 154H64V153H63ZM63 154L59 155V158H60L61 156H62L64 159H65L66 157L68 158L67 155H68L69 153H68V154L66 153V155L64 154L65 157L63 156ZM71 154H70V155H71ZM73 154H74V155H73ZM84 154H85V156H87V155H86V152H85ZM91 154H92V153H91ZM94 154H95V152L93 153V155H94ZM143 154H144V153H143ZM156 154H157V152H156ZM164 154L166 155L167 153H164ZM164 154H163V155H164ZM246 154H247V153H246ZM22 155H23V154H22ZM24 155H25V154H24ZM78 155L80 156V158H79ZM88 155H90V154L88 153ZM105 155H108V156H109L110 154H105ZM111 155H112V154H111ZM111 155H110V156H111ZM130 155L134 156L133 153L130 154ZM141 155H142V154H141ZM149 155H150V156H149ZM154 155H155V153H154ZM165 155H164V156H165ZM179 155H180V154H179ZM231 155H232V154H231ZM240 155H242V154H240ZM259 155H260V154H259ZM11 156H12V155H11ZM11 156H10V154H9V158H8L7 160H9V161H13V159H12ZM16 156H17V155H16ZM42 156H43V155H42ZM52 156H53V157H52ZM52 156H50V157H51V158H55L54 155H52ZM75 156H74V158H75ZM85 156H83V157H85ZM115 156H116V155H115ZM138 156H140V155H138ZM164 156H163V157H164ZM168 156H170V154H169ZM219 156H220V155H219ZM232 156H233V155H232ZM235 156H236V154H235ZM235 156H233V157H235ZM242 156H243V155H242ZM242 156H241V157H242ZM5 157H6V158H5ZM14 157H15V156H14ZM17 157H18V156H17ZM21 157H22V156H21ZM50 157H49V158H50ZM62 157H61V158H62ZM77 157H78V158H77ZM117 157H118V156H117ZM129 157H130V156H129ZM134 157H136V156H134ZM134 157H133V158H134ZM143 157H144V156H143ZM171 157H172V156H171ZM177 157H178V156H177ZM193 157H194V156H193ZM204 157H205V156H204ZM247 157H248V156H247ZM247 157H246V159H247ZM258 157H259V156H258ZM1 158H2V157H1ZM15 158H16V157H15ZM22 158H23V157H22ZM22 158H21V159H22ZM40 158H41V157H40ZM45 158H46V157H45ZM61 158H60V159H61ZM63 158H62L61 160H63ZM99 158H100V157H99ZM136 158H137V157H136ZM140 158H141V156H140ZM140 158H139V159H140ZM174 158H176V157H174ZM182 158H183V156H182ZM182 158H181V159H182ZM185 158H186V156H185ZM187 158H188V157H187ZM198 158H199V157H198ZM202 158H203V157H202ZM248 158H249V157H248ZM4 159H3V160H4ZM16 159H17V158H16ZM30 159H31V158H30ZM56 159H58V158L56 157ZM89 159H90V158H88V160H89ZM112 159H113V157H112ZM124 159H125V158H124ZM126 159H127V158H126ZM129 159H130V158H129ZM141 159H142V158H141ZM146 159H147V157H146ZM154 159H156V158H154ZM158 159H159V158H158ZM164 159H165V157L163 158V160H164ZM166 159H168L167 156H166ZM169 159H170V157H169ZM172 159H173V157H172ZM178 159H179V158H178ZM199 159H200V158H199ZM199 159H198V160H199ZM256 159H257V158H256ZM259 159H260V158H259ZM0 160H1V159H0ZM7 160H6V161H7ZM23 160H24V159H23ZM47 160H49V159H47ZM47 160H46V161H47ZM54 160H55V159H54ZM99 160H100V159H99ZM115 160H116V159H115ZM118 160H119V159H118ZM120 160H121V159H120ZM120 160L117 161V162H120ZM131 160H132V157H131ZM142 160H143V159H142ZM144 160H145V159H144ZM159 160H160V159H159ZM175 160L177 161V159H175ZM184 160H185V159H184ZM193 160H194V159H193ZM200 160H201V159H200ZM200 160H199V161H200ZM203 160H204V158H203ZM247 160H249V159H247ZM14 161H15V160H14ZM21 161H22V160H21ZM56 161H57V160H56ZM68 161H69V160H68ZM126 161H128V160H126ZM129 161H130V160H129ZM132 161H135V159L132 160ZM145 161H146V160H145ZM150 161H151V160H150ZM153 161H157V159H156V160H153ZM170 161H171V160H169L168 162H170ZM179 161H180V159H179ZM201 161H202V160H201ZM201 161H200V162H201ZM209 161H210V160H209ZM227 161H228V160H227ZM245 161H246V160H245ZM251 161H252V160H251ZM2 162H3V161H2ZM7 162H8V161H7ZM53 162H54V161H53ZM121 162L123 163V161H121ZM124 162H125V161H124ZM158 162H159V161H158ZM163 162H165V161H163ZM172 162H173V160H172ZM177 162H178V161H177ZM185 162H186V161H184V163H185ZM194 162H197V161H194ZM207 162H208V161H207ZM231 162H232V161H231ZM5 163H6V162H5ZM16 163H17V162H16ZM22 163H23V162H22ZM51 163H52V162H50V167H52V166H51ZM54 163H55V162H54ZM54 163H52V164H54ZM75 163H76V162H75ZM75 163H74V164H75ZM138 163H139V160H138ZM138 163H136V164H138ZM141 163H142V162H141ZM159 163H161V162H159ZM166 163H167V162H166ZM239 163H240V161H239ZM241 163H242V162H241ZM263 163H264V162H263ZM3 164H4V163H3ZM83 164H84V162H83ZM89 164H90V163H89ZM111 164H113V163H111ZM114 164H115V163H114ZM118 164L121 165L120 163H118ZM118 164H117V165H118ZM125 164H126V163H125ZM142 164H143V163H142ZM154 164H157V163H154ZM161 164H162V163H161ZM176 164H177V163H176ZM197 164H198V166H199V163H197ZM228 164H229V163H228ZM1 165H2V163L0 162V167H1ZM4 165H5V164H4ZM47 165H48V164H47ZM76 165H77V164H76ZM93 165H95V164H93ZM119 165H118V166H119ZM126 165H127V164H126ZM178 165H179V163H178ZM180 165H181V164H180ZM212 165H213V164H212ZM212 165H211V166H212ZM225 165H227V164H225ZM240 165H241V164H240ZM5 166H6V165H5ZM5 166H3V168H4ZM113 166H114V165H113ZM142 166H143V165H142ZM205 166H206V165H205ZM217 166H218V165H217ZM241 166H242V165H241ZM21 167H22V166H21ZM50 167H48V168H50ZM74 167H75V165H74ZM76 167H77V166H76ZM86 167H87V164H86ZM86 167H85V168L83 167V169L86 170ZM120 167L123 168L122 165H121ZM124 167H125V166H124ZM127 167H128V166H127ZM152 167H153V164H152V166H151L150 168L152 169ZM165 167H167V166L165 165ZM176 167H177V166H176ZM182 167H183V166H182ZM190 167H191V166H190ZM190 167H189V168H190ZM239 167H240V166H239ZM13 168H14V167H13ZM64 168H65V167H64ZM66 168H67V167H66ZM71 168H73V167H71ZM122 168H121V169H122ZM167 168H168V167H167ZM186 168H187V167H186ZM191 168H193V166H192ZM210 168H211V167H210ZM214 168H215V167H214ZM54 169H55V168H54ZM58 169L60 170V168H58ZM131 169H132V168H131ZM134 169H135V168H134ZM140 169H141V168H140ZM146 169L148 170V167H146ZM151 169H150V170H151ZM155 169H157V168H155ZM163 169H164V168H163ZM176 169H177V168H176ZM179 169H180V168H179ZM243 169H244V168H243ZM253 169H254V168H253ZM4 170H5V172H1L2 169H0V174H1V175H0V178L2 177V178L0 179L1 182H2V181H3V182H4V181H5V182L7 181V179L4 178V177L6 176L5 174H6V171H7V170H6V168H5ZM80 170H81V169H80ZM85 170H84V172H85ZM124 170H127V169L124 168ZM164 170H165V169H164ZM182 170H183V169H182ZM186 170H187V169H186ZM208 170H209V169H208ZM220 170H221V168H220ZM28 171H29V170H28ZM49 171H50V169H49ZM49 171H48V172H49ZM52 171H53V169H52ZM62 171H63V170H62ZM77 171L79 172V170H77ZM77 171H76V172H77ZM139 171H141V170H139ZM171 171H172V170H171ZM174 171H175V170H174ZM189 171H190V170H189ZM200 171H201V170H200ZM245 171H246V170H245ZM15 172H16V171H15ZM143 172H144V171H143ZM154 172H155V171H154ZM176 172H177V171H176ZM194 172H195V171H194ZM213 172H214V171H213ZM213 172H212V173H213ZM10 173H11V172H10ZM88 173H89V172H88ZM129 173H130V172H129ZM129 173H128V174H129ZM185 173H186V172H185ZM198 173H199V172H198ZM212 173H210V174H212ZM223 173H224V172H223ZM2 174H3L4 176H3ZM8 174H9V173H8ZM60 174H61V173H60ZM84 174H85V173H84ZM86 174H87V173H86ZM123 174H124V173H123ZM143 174H145V172H144ZM146 174L148 175V173H146ZM168 174H169V173H168ZM186 174H187V173H186ZM228 174H229V173H228ZM230 174H231V173H230ZM230 174H229V175H230ZM243 174H244V173H243ZM80 175H82V174H80ZM88 175H89V174H88ZM187 175H190V174H187ZM236 175H237V174H236ZM246 175H247V174H246ZM104 176H105V175H104ZM197 176H198V175H197ZM227 176H228V175H227ZM230 176H231V175H230ZM9 177H10V176H9ZM9 177H8V178H9ZM11 177H13V175H12ZM15 177H16V176H15ZM80 177H81V176H80ZM83 177H84V176H83ZM86 177H87V175H86ZM141 177H142V176H141ZM147 177H148V176H147ZM188 177H189V176H188ZM188 177H186V178H188ZM214 177H215V176H214ZM242 177H243V176H242ZM245 177H246V176H245ZM249 177H250V175H249ZM263 177H264V176H263ZM84 178H85V177H84ZM91 178H92V177H91ZM145 178H146V177H145ZM190 178H191V177H190ZM208 178H209V177H208ZM246 178H247V177H246ZM2 179H3V180H2ZM4 179H5V180H4ZM17 179H19V177H17ZM52 179H53V178H52ZM79 179H80V178H79ZM153 179H154V178H153ZM182 179H184V177H183ZM201 179H202V178H201ZM214 179H215V178H214ZM231 179H232V178H231ZM11 180H14V178L11 179ZM15 180H16V178H15ZM35 180H36V179H35ZM132 180H133V179H132ZM165 180H166V179H165ZM165 180H164V182H165ZM173 180H174V179H173ZM175 180H176V179H175ZM175 180H174V181H175ZM209 180H210V179H209ZM218 180H219V179H218ZM236 180H237V179H236ZM256 180H257V179H256ZM77 181H78V180H77ZM145 181H146V180H145ZM156 181H158V180H156ZM176 181H177V180H176ZM221 181H222V180H221ZM233 181H234V180H233ZM1 182H0V184H1ZM5 182H4V184L7 183V182H6V183H5ZM14 182H15V181H14ZM16 182H19V180H16ZM33 182H34V181H33ZM40 182H41V181H40ZM89 182H90V181H89ZM126 182H127V181H126ZM134 182H135V181H134ZM159 182H160V181H159ZM166 182H167V181H166ZM171 182H172V181H171ZM180 182H181V181H180ZM187 182H188V181H187ZM199 182H200V181H198V183H199ZM256 182H257V181H256ZM9 183H10V181L8 180V184H9ZM27 183H28V182H27ZM43 183H44L43 185L46 186L48 182H47V183H46V182H43ZM79 183H80V182H79ZM124 183H125V182H124ZM130 183H131V182H130ZM216 183H217V182H216ZM227 183H228V182H227ZM252 183H253V182H252ZM12 184H16V183H12ZM17 184H19V183H17ZM17 184H16V186H18V187L21 186V185L19 186V185H17ZM67 184H68V183H66V185H67ZM153 184H154V182H153ZM180 184H181V183H180ZM182 184H183V182H182ZM204 184H205V183H204ZM208 184H209V183H208ZM10 185H11V184H9V186H10ZM48 185H49V184H48ZM128 185H129V184H128ZM132 185H133V184H132ZM158 185H159V184H158ZM206 185H207V184H206ZM2 186H3V184H2ZM2 186L0 185V191H1V189L3 188ZM26 186H28V184H26ZM45 186H44V187H45ZM67 186H70V185H67ZM180 186H181V185H180ZM220 186H221V185H220ZM4 187H6V186H4ZM11 187H12V186H11ZM11 187H10V188H11ZM18 187H16V189H17ZM28 187H31V186H28ZM32 187H33V186H32ZM159 187H160V185H159ZM175 187H176V185H175ZM227 187H228V186H227ZM12 188H13V187H12ZM21 188H22V186H21ZM42 188H43V187H42ZM45 188H48V189H49L50 187L47 186V187H45ZM160 188H161V187H160ZM172 188H174V187H172ZM206 188H207V187H206ZM232 188H233V187H232ZM232 188H231V190H232ZM6 189H8V188H6ZM18 189H19V188H18ZM26 189L29 191L30 188H26ZM43 189H44V188H43ZM66 189H69V187L66 188ZM72 189H73V187H72ZM124 189H126V188H124ZM151 189H152V187H151ZM203 189H205V188H203ZM210 189H211V188H210ZM218 189H221V188H218ZM224 189H225V188H224ZM233 189H234V188H233ZM246 189H247V188H246ZM4 190H5V189H4ZM4 190H3V191H4ZM8 190H9V189H8ZM14 190H15V186H14V188H13V192H14ZM22 190H23V189H22ZM64 190H65V188L63 189V191H64ZM128 190H129V189H128ZM153 190H156V189L154 188ZM158 190H159V189H158ZM178 190H179V189H178ZM183 190H184V189H183ZM197 190H198V189H197ZM201 190H202V189H201ZM214 190H215V189H214ZM263 190H264V188H263ZM59 191H60V190H59ZM63 191H62V192H63ZM126 191H127V190H126ZM143 191H145V190H143ZM146 191H147V190H146ZM215 191H216V190H215ZM217 191H218V190H217ZM238 191H239V190H238ZM6 192H7V191H6ZM6 192H5V193H6ZM9 192L12 193L11 190H10ZM9 192H7V193L10 195ZM29 192H30V191H29ZM62 192H61V193H58V192H57V193H58V195H59V194L62 195ZM70 192H71V190H70ZM158 192H159V191H158ZM164 192H165V191H164ZM201 192H202V191H201ZM232 192H234V190H233ZM232 192H231V193H232ZM261 192H262V191H261ZM261 192H260V193H261ZM3 193H4V192H3ZM16 193H17V191L15 192V194H16ZM65 193H66V192H65ZM135 193H136V192L134 191L133 194H135ZM184 193H185V192H184ZM212 193H214V192H212ZM8 194H5V195H8ZM53 194H54V193H53ZM124 194H125V193H124ZM226 194H227V193H226ZM228 194H229V193H228ZM261 194H262V193H261ZM17 195H18V194H17ZM127 195H128V194H127ZM127 195H124V196H127ZM156 195H157V194H156ZM156 195H155V196H156ZM218 195H219V194H218ZM239 195H240V194H239ZM1 196H2V194H1ZM1 196H0V197H1ZM15 196H16V195H15ZM56 196H57V195H56ZM124 196H123V199H124ZM164 196H165V195H164ZM205 196H206V194H205ZM253 196H254V194H253ZM13 197H14V196H13ZM19 197H20V196H19ZM41 197H42V196H41ZM118 197H119V196H118ZM182 197H183V196H182ZM192 197H193V196H192ZM211 197H212V196H211ZM251 197H252V196H251ZM254 197H255V196H254ZM260 197H261V196H260ZM7 198H8V197H7ZM16 198H18V197H16ZM34 198H35V197H34ZM37 198H38V197H37ZM44 198H45V197H44ZM198 198H199V197H198ZM207 198H208V197H207ZM258 198H259V197H258ZM0 199H1V198H0ZM2 199H4V197H2ZM119 199H120V198H119ZM125 199H126V198H125ZM133 199H134V198H133ZM200 199H202V198H200ZM212 199L214 200L215 198H212ZM220 199H221V197H220ZM37 200H39V199H37ZM246 200H247V199H246ZM260 200H261V199H260ZM0 201H2V200H0ZM5 201H6V200H5ZM39 201H41V200H39ZM46 201H48V200H45V203H46ZM121 201H122V200H121ZM167 201H169V200H167ZM201 201H202V200H201ZM9 202H10V201H9ZM17 202H18V203H15V205L13 204V201H12V203L10 202L11 205L13 204V205L11 206V209H12V208H13V209L16 208V206H17V207H18V208H17L18 210H19V209L22 210V208H23V206H24L23 202H22V201H17ZM19 202H22V203H21L22 205H21V204L19 205ZM48 202H49V201H48ZM48 202H47V203H48ZM57 202H58V201H57ZM115 202H116V200H115ZM117 202H118V201H117ZM117 202H116V203H117ZM141 202H142V201H141ZM163 202H164V201H163ZM3 203H4V202H3ZM41 203H43V202L41 201ZM45 203H44V204H39V205H40V209H38L39 207H37V209L35 208V210H36V211L38 210V211L41 213L40 210L42 209V211H43V210L45 209V207H46ZM153 203H154V202H153ZM160 203H161V202H160ZM166 203H167V202H166ZM169 203H170V202H169ZM177 203H178V202H177ZM206 203H207V202H206ZM227 203H228V202H227ZM0 204H1V203H0ZM16 204H17V205H16ZM25 204L28 205L27 203H25ZM123 204H124V203H123ZM126 204H127V202H126ZM150 204H151V203H150ZM154 204H155V203H154ZM170 204H171V203H170ZM170 204H169V205H170ZM2 205L4 206V204H2ZM2 205H1V207H2ZM37 205H38V204H36V206H37ZM41 205L43 206L44 209L42 208ZM44 205H45V206H44ZM117 205H118V204H117ZM120 205H122V203H121ZM120 205H119V206H120ZM142 205H143V204H142ZM144 205H145V204H144ZM181 205H182V204H181ZM193 205H194V204H193ZM206 205H207V204H206ZM224 205H225V204H224ZM6 206H8V205H6ZM19 206H20V207H19ZM36 206H35V207H36ZM56 206H57V205H56ZM124 206H125V205H124ZM128 206H129V205H128ZM138 206H139V205H138ZM171 206H172V205H171ZM177 206H178V205H177ZM220 206H221V205H220ZM48 207H50V206H48ZM57 207H58V206H57ZM121 207H123V206H121ZM121 207H120V209H122ZM139 207H140V206H139ZM155 207H156V206H155ZM218 207H219V206H218ZM32 208H33V210H34V207H32ZM32 208H29L30 211H31ZM52 208H53V207H52ZM118 208H119V207H118ZM128 208H130V207H128ZM128 208H127V209H128ZM213 208H214V207H213ZM223 208H224V207H223ZM9 209H10V208H9ZM9 209H7V210H9ZM11 209H10V211H11L12 213L10 212L11 214H10V216H9L10 221H11V223H10L11 226H10L9 224H8V225H5L4 222L0 220V221L3 222V224L5 225V226L2 225L3 229L0 228V230H1L0 234H2V233L4 234V236H3V235H2V236L4 237L5 240H6V238L8 237L6 242H8V241H9V242L14 241V244L12 245V248H10L11 243H10V245L8 246V248L5 247V245H8V244H9V242H8V244L5 243V245H3V246L7 249L5 253H9V252L12 250L13 252L11 251V253H14V252H15V254H13V257H15L14 255H16V251H17L18 248L20 247V246L18 247V245H20V244L22 245V243L20 242L21 239L19 240L17 237L20 238V236L22 237V236H25V235H22V234H23L22 230H21V232H19V233L17 234V237H16V238L14 237L15 239H12V238H13V236H15L16 233H15L14 235H11V236L9 235V233L12 234L13 227H14V229H15L17 225L19 226L18 222H16V223H17V224H16L15 222L12 221L13 219H11L12 216L15 217L16 220H17V217H18L17 214H16V216H14V215H15V210H11ZM17 209H16V210H17ZM24 209L27 210V209H28L27 206H26ZM54 209H55V208H54ZM110 209H112V207H111ZM123 209H124V208H123ZM125 209H126V208H125ZM127 209H126V210H127ZM130 209H131V208H130ZM141 209H142V208H141ZM215 209H217V208H215ZM239 209H241V208L239 207ZM126 210H123V212H125ZM128 210H129V209H128ZM157 210H158V209H157ZM212 210H213V209H212ZM226 210H227V209H226ZM229 210H230V209H229ZM229 210H228V211H229ZM30 211H29V212H30ZM36 211L34 212L33 215H36ZM46 211H47V210H46ZM49 211H50V210H49ZM114 211H115V210H114ZM170 211H171V210H170ZM236 211H237V210H236ZM238 211H240V210H238ZM242 211H243V210H242ZM245 211H246V210H245ZM5 212H6V211H5ZM25 212H26L27 214L29 213V212H27V211H25ZM112 212H113V211H112ZM115 212H116V211H115ZM126 212H127V211H126ZM129 212H130V210H129ZM146 212H147V211H146ZM161 212H162V211H161ZM165 212H166V211H165ZM200 212H201V211H200ZM226 212H227V211H226ZM231 212H232V211H231ZM240 212H241V211H240ZM247 212H248V211H247ZM37 213H38V212H37ZM117 213H118V212H117ZM117 213H116V215H117ZM121 213H122V212H121ZM229 213H230V212H229ZM234 213H235V212H234ZM237 213H238V212H237ZM237 213H236V214H237ZM243 213H244V211H243ZM249 213H250V212H249ZM1 214H2V212H1ZM7 214H8V212H7ZM12 214H13V215H12ZM130 214H131V213H130ZM134 214H136V213H134ZM154 214H155V212H154ZM156 214L158 215L159 213H156ZM161 214H162V213H161ZM239 214H241V213H239ZM239 214H238L237 216H239ZM8 215H9V214H8ZM18 215H19V214H18ZM20 215H21V214H20ZM24 215H26V214H24ZM33 215H32V216H33ZM39 215H40V214H39ZM113 215H114V214H113ZM122 215H123V214H122ZM146 215H147V214H146ZM179 215H180V214H179ZM241 215H243V214H241ZM241 215H240V216H241ZM246 215H247V214H246ZM246 215H245L246 218H244V219H243V216H244V215L241 216L242 219L244 220L243 222H241L242 220H241V218H239V219H240V220H239L240 223L243 224V223L245 222V220L247 219V216H248L249 214H248L247 216H246ZM22 216H23V212H22ZM29 216H30V215H29ZM41 216H42V215H41ZM41 216H40V217H41ZM109 216H110V215H109ZM118 216H119V215H118ZM131 216H132V215H131ZM131 216H129V217H131ZM134 216H135V215H134ZM136 216H137V215H136ZM136 216H135V217H136ZM158 216H159V215H158ZM166 216H167V214H166L164 217H166ZM229 216H230V215H229ZM234 216H236V215L234 214ZM234 216H233V217H234ZM250 216H251V218H252L254 215H253V216L250 215ZM4 217H8V216H4ZM13 217H12V218H13ZM19 217H20V216H19ZM38 217H39V216H38ZM161 217H162V216H161ZM181 217H182V216H181ZM233 217H232V218H233ZM22 218H23V217H22ZM27 218H28V217H27ZM137 218H138V217H137ZM151 218H152V215H151ZM226 218H227V217H226ZM2 219H4V218H2ZM5 219H6V218H5ZM23 219H25V218H23ZM32 219H33V217H32ZM32 219H31V220H32ZM34 219H35V218H34ZM37 219H38V218H37ZM106 219H107V218H106ZM233 219L235 220V218H233ZM248 219H249V218H248ZM248 219H247V220H248ZM256 219H257V218H256ZM263 219H264V218H263ZM16 220H15V221H16ZM19 220H20V221H19V223H20V222H21V219H19ZM31 220H30V221H31ZM44 220H45V219H44ZM109 220H110V219H109ZM124 220H125V219H124ZM131 220H132V217H131ZM134 220H135V219H134ZM147 220H148V219H147ZM231 220H232V219H231ZM237 220H238V219H237ZM237 220L234 221V222H235V225H236L237 229H239L238 227H240V226H237V225H241V224H240ZM260 220H261V219H260ZM115 221H116V220H115ZM185 221H186V220H185ZM194 221H196V219H195ZM198 221H199V220H198ZM198 221H197V222H198ZM249 221H251V220L249 219L248 222H249ZM256 221H257V220H256ZM1 222H0V226H1ZM22 222H23V223H22ZM22 222H21L22 227H21V225H20V227H18V230H19L20 228H22L23 230H25V228H23V225L25 224V223H24V220H23ZM25 222H26V221H25ZM32 222H33V221H32ZM104 222H105V221H104ZM108 222L110 223L111 221H107V223H108ZM138 222H139V221H138ZM186 222H187V221H186ZM236 222H238L239 224L236 223ZM246 222H247V221H246ZM14 223H15V224H14ZM28 223H29V222H28ZM112 223H113V221H112ZM112 223H111V224H112ZM124 223H125V222H124ZM133 223H134V222H133ZM136 223H137V222H136ZM170 223H171V222H170ZM252 223H253V222H252ZM13 224H14L15 226H13ZM184 224H185V223H184ZM244 224H245V226L248 225V223H244ZM246 224H247V225H246ZM254 224H255V223H254ZM27 225H28V224H27ZM29 225H30V224H29ZM31 225H33V224H31ZM35 225H37V224H35ZM106 225H107V224H106ZM108 225H109V224H108ZM123 225H124V224H123ZM126 225H127V224H126ZM131 225H132V221H131ZM135 225H136V224H135ZM226 225H227V224H226ZM233 225H234V223H233ZM235 225H234V226H235ZM6 226H8L9 228L6 227ZM12 226H13V227H12ZM124 226H125V225H124ZM124 226H122V227H124ZM136 226H137V225H136ZM189 226H190V225H189ZM234 226H233V227H234ZM243 226H244V225H243ZM251 226H252L251 228H253V224H252ZM11 227H12V229H11ZM24 227H25V226H24ZM29 227H30V226H29ZM96 227H97V226H96ZM99 227H100V226H99ZM104 227H105V226H104ZM134 227H135V226H134ZM228 227H229V226H228ZM4 228H5V229L8 228V229H7V232H8V233H7L6 231H3V230H5ZM33 228L36 229L35 226H34ZM102 228H103V227H102ZM108 228H110V227H108ZM135 228H136V227H135ZM212 228H213V227H212ZM220 228H221V227H220ZM234 228H235V227H234ZM234 228H233V230H234ZM246 228L251 229V228H250V225H249V227H246ZM100 229H101V228H100ZM114 229H115V228H114ZM125 229H126V228H125ZM138 229H139V227H138ZM167 229H168V228H167ZM231 229H232V226H231ZM241 229H242V228H241ZM243 229H244V227H243ZM243 229H242V230H243ZM18 230H17V231H18ZM31 230H32V229H31ZM40 230H41V229H40ZM79 230H80V229H79ZM105 230H106V229H105ZM127 230H128V229H127ZM140 230H141V229H140ZM221 230H222V229H221ZM228 230H230V229H228ZM9 231H11V232H9ZM37 231H38V232H41V231L38 230V228H37ZM70 231H71V230H70ZM110 231L112 232V230H110ZM114 231H115V230H114ZM156 231H157V230H156ZM204 231H206V230H204ZM5 232L7 233V235H6ZM25 232H26V231H25ZM25 232H24V233H25ZM28 232H29V230H28ZM28 232H26V233H28ZM30 232H31V231H30ZM101 232H102V231H101ZM111 232H110V233H111ZM167 232H168V230H167ZM222 232H223V231H222ZM236 232H237V231H236ZM244 232H245V231H244ZM252 232H253V230H252ZM20 233H21V234H20ZM99 233H100V232H99ZM208 233H209V232H208ZM219 233H220V232H219ZM228 233H229V232H228ZM239 233H240V232H239ZM241 233H242V232H241ZM248 233H249V232H248ZM250 233H251V231H250ZM69 234H70V233H69ZM112 234H113V233H112ZM220 234H221V233H220ZM226 234H227V233H226ZM234 234H235V232H234ZM8 235H9V236H8ZM67 235H68V234H67ZM95 235H97V234L95 233ZM103 235H104V234H103ZM105 235L107 236V233H105ZM109 235H110V234H109V232H108V236H109ZM115 235H116V234H115ZM115 235H114V236H115ZM129 235H130V233H129ZM147 235H148V233H147ZM195 235H196V234H195ZM209 235H210V234H209ZM224 235H225V234H224ZM227 235H228V234H227ZM232 235H233V233H232ZM236 235H238V233H237ZM236 235H235V236H236ZM241 235L243 236V234H241ZM246 235H247V234L244 233V239H245ZM252 235H253V234L251 233V236H252ZM257 235H258V234H257ZM28 236H29V233H28ZM36 236H37V235H36ZM65 236H66V235H64V237H63V236H59V237H61V238H66L65 241L71 243L70 240L67 241V237H68V239H71V240H72L73 237H74V236L72 235V233H71V238H70L69 235L66 236V237H65ZM80 236H81V235H80ZM112 236H113V235H112ZM114 236H113V237H114ZM183 236H184V235H183ZM230 236H231V235H230ZM251 236H250V234H249V237H251ZM263 236H264V235H263ZM5 237H6V238H5ZM10 237H11V238H10ZM166 237H167V236H166ZM222 237H223V236H222ZM224 237H225V236H224ZM224 237H223V239H224ZM233 237H234V235H233ZM237 237H238V236H237ZM237 237H236V238H232V239H233L234 241H235V239L238 240ZM247 237H248V235H247ZM9 238H10V239H9ZM22 238H23V237H22ZM40 238H41V237H40ZM136 238H137V237H136ZM206 238H207V237H206ZM242 238H243V237H242ZM251 238H252V237H251ZM255 238H257V237H255ZM8 239H9V240H8ZM16 239H17V240H16ZM74 239H75V238H74ZM92 239H93V237H92ZM96 239H97V238H96ZM96 239H94V240H96ZM109 239H110V240L112 239V238H111V235L109 236L108 240H109ZM128 239H129V238H128ZM159 239H160V238H159ZM172 239H173V238H172ZM212 239H213V238H212ZM225 239H226V238H225ZM240 239H241V238H240ZM249 239H250V238H249ZM10 240H11V241H10ZM18 240H19V242H16V241H18ZM28 240H29V239H28ZM110 240H109V241H110ZM118 240H119V239H118ZM126 240H127V239H126ZM170 240H171V239H170ZM202 240H203V239H202ZM228 240H229V239H228ZM0 241H1V239H0ZM3 241H4V240H3ZM105 241H106V240H105ZM150 241H151V240H150ZM184 241H185V240H184ZM226 241H227V240H226ZM229 241H230V243H231V239H230ZM239 241H241V240H239ZM250 241H251V240H250ZM252 241H253V238H252ZM22 242H23V240H22ZM26 242H28V241H26ZM72 242H73V241H72ZM103 242H104V241H103ZM106 242H107V241H106ZM175 242H176V241H175ZM207 242H208V241H207ZM222 242H223V241H222ZM244 242H245V241H244ZM255 242H256V241H255ZM1 243H2V242H1ZM24 243H25V240H24ZM29 243H30V244H29ZM29 243H28L29 246H31V242H29ZM64 243H65V242H64ZM77 243H78V241H77ZM108 243H109V242H108ZM108 243H107V244H108ZM232 243H234V242L232 241ZM259 243H260V241H259ZM15 244H16V245H15ZM49 244H50V243H47V248H46V245H44V248L47 249V250H48V248H49V250H51L50 247H51L52 245L50 246ZM82 244H83V243H82ZM148 244H149V243H148ZM176 244H177V243H176ZM200 244H201V243H200ZM262 244H264V242H262ZM23 245H24V244H23ZM40 245H42V244H40ZM66 245H67V244H66ZM72 245H73V244H72ZM85 245H86V244H85ZM87 245H88V243H87ZM109 245H110V244H109ZM109 245H108V246H109ZM144 245H145V244H144ZM216 245H217V244H216ZM222 245H223V244H222ZM225 245H227V244L225 243ZM228 245H229V244H228ZM228 245H227V246H228ZM1 246H2V245H1ZM29 246H27V248H28ZM83 246H84V245H83ZM93 246H96V245H93ZM102 246H103V245H102ZM204 246H205V245H204ZM219 246H220V245H219ZM223 246H224V245H223ZM232 246H233V245H232ZM232 246H231V247H232ZM234 246H235V245H234ZM238 246H240V244H239ZM260 246H261V245H260ZM260 246H259V247H260ZM14 247H16V248H14ZM17 247H18V248H17ZM22 247H23V246H22ZM42 247H43V245H42ZM52 247H53V246H52ZM55 247H56V246H55ZM64 247H65V246H64ZM177 247H178V246H177ZM235 247H236V246H235ZM240 247H241V250H242V246H240ZM253 247H254V246H253ZM262 247H263V246H262ZM9 248H10V250H9ZM31 248H32V247H30V249L28 248L27 251L25 252V254L27 253L26 256H28V255L31 256V254H34V251H36V250H33V248H32V250H31ZM67 248H68V246H67ZM75 248H77V246H75ZM79 248H80V246H79ZM92 248H93V247H92ZM94 248H96V247H94ZM225 248H226V246H225ZM228 248H229V247H228ZM254 248H255V247H254ZM25 249H26V248H25ZM34 249H35V248H34ZM83 249H84V247H83ZM101 249H103V248H101ZM173 249H174V248H173ZM175 249H176V248H175ZM201 249H202V248H201ZM219 249H220V248H219ZM219 249H218V252L220 251ZM15 250H16V251H15ZM66 250H67V249H66ZM66 250H65V252H66ZM72 250H74V249L72 248ZM75 250H76V249H75ZM80 250H81V249H80ZM80 250H77V251H80ZM85 250H86V249H84V251H85ZM95 250H97V248H96ZM127 250H128V249H127ZM222 250H223V249H221V251H222ZM229 250H230V249H229ZM229 250H228V251H229ZM7 251H8V252H7ZM38 251H39V250H38ZM38 251H37V252H38ZM51 251H52V250H51ZM62 251H63V250H62ZM70 251H71V250H70ZM70 251H69V252H70ZM77 251L74 252V253H77ZM116 251H117V250H116ZM150 251H151V250H150ZM177 251H178V250H177ZM214 251H215V250H214ZM232 251H234V250H232ZM238 251H239V250H238ZM242 251H243V250H242ZM30 252H32V253L30 254ZM53 252H54V250H53ZM57 252H58V251H57ZM63 252H64V251H63ZM65 252H64V253H65ZM69 252H68V253H69ZM72 252H73V251H71L70 254H68V253L66 252L67 254H65V255H66V256L68 255L69 257L64 256V258H65V259H68V261L65 260V259L63 258L64 263H62V264H71V263H72V260H71V262H70L69 258H70V259H72L73 257L76 258V256L74 255V253H73V256H72ZM218 252H215V253H218ZM230 252H231V251H230ZM234 252H235V251H234ZM48 253H49L51 256L47 255V254H46V251H45V254H44V252L42 253V255L44 254L45 256H44V255L41 256L39 253L36 254V256H37L38 254H39V256H41V257H40L41 264H43V263H44V264H47L48 261H49V259H52V258H53L51 252L48 251ZM54 253H55V252H54ZM54 253H53V255H54ZM61 253H62V252H61ZM61 253H60V254H61ZM80 253H81V252H79V254H80ZM84 253H86V252H84ZM96 253H97V252H96ZM204 253H205V252H204ZM208 253H209V252H208ZM210 253H211V252H210ZM232 253H233V252H232ZM232 253H231V254H232ZM247 253H248V252H247ZM249 253H251V252H249ZM17 254H18V253H17ZM128 254H129V253H128ZM212 254H213V253H212ZM212 254H210V255L213 256ZM221 254H222V253H221ZM231 254H230V255H231ZM233 254H234V253H233ZM254 254H255V253H254ZM4 255H5V254H4ZM9 255H11V254H9ZM9 255H8V256H9ZM70 255H71V257H70ZM100 255H101V254H100ZM100 255H99V256H100ZM115 255H116V254H115ZM162 255H163V254H162ZM210 255H209V256H210ZM216 255L218 256V255H220V254L218 253V254H216ZM238 255H239V254H238ZM238 255H237V256H238ZM250 255H251V254H250ZM252 255H253V254H252ZM8 256H7V257H8ZM29 256H28V257H29ZM36 256H34V257L31 256V257H32V260H34V262L30 260L29 263H31V264H34V263H35V264H39V263L37 262L38 259H36V258H37ZM48 256H49V257H52V258H49ZM85 256H87V255H85ZM85 256H84V254H82V255L79 256V257H81V258L83 257V261L81 260V261H79V262L77 263L78 260L76 259L77 261H76V262L73 261V262L76 263V264H84V262H85V261H84V257H85ZM96 256H98V255H96ZM101 256H102V255H101ZM166 256H167V255H166ZM166 256H165V257H166ZM198 256H199V255H198ZM217 256H216V257H217ZM222 256H223V255H222ZM258 256H259V255H258ZM261 256H262V255H261ZM261 256H260V257H261ZM7 257H6V259H7ZM35 257H36V258H35ZM45 257H48V258L46 259ZM58 257H59V256H58ZM77 257H78V255H77ZM87 257H90V256H87ZM143 257H144V256H143ZM194 257H195V256H194ZM203 257H204V256H203ZM219 257H220V256H219ZM219 257H218L217 259L213 258V259H215L214 261L217 260L216 263L218 262V259H219V260L223 259V258L220 259ZM223 257H224V256H223ZM239 257H240V255H239ZM247 257H249V258H248V260H249V259H250V256H247ZM260 257H257V258H260ZM22 258H23V257H22ZM24 258H25V257H24ZM29 258H30V257H29ZM41 258H42V259H41ZM43 258H45L44 261H43ZM56 258H57V257H56ZM56 258H55V259H56ZM81 258H79V259H81ZM204 258H205V257H204ZM209 258H210V257H209ZM224 258H225V257H224ZM234 258H235V257H234ZM236 258H237V257H236ZM255 258H256V257H255ZM255 258H254V259H255ZM8 259L12 260V258H9V257H8ZM14 259H17V258H14ZM20 259H21V258H19V260H20ZM30 259H31V258H30ZM57 259H58V258H57ZM87 259H88V258H87ZM130 259H131V258H130ZM166 259H167V258H166ZM205 259L208 260L207 256H206ZM211 259H212V258H211ZM213 259H212V260H213ZM238 259H240V258H238ZM238 259H237V260H238ZM261 259H262V258H261ZM25 260H27V258H25ZM36 260H37V261H36ZM46 260H48L47 263H46ZM131 260H132V259H131ZM181 260H183V259H181ZM199 260H201V259L199 258ZM203 260H204V259H203ZM212 260H211V261L209 260V262H212V263L214 264V262H213ZM229 260H231V259H229ZM250 260H252V258H251ZM263 260H264V258H263ZM8 261H9V260H8ZM15 261H16V260H15ZM15 261H14V264H15ZM50 261H51V260H50ZM50 261H49V263H50ZM63 261H62V262H63ZM91 261H92V260H90L89 262H91ZM95 261H97V260H95ZM195 261H197V264H198V259H196ZM195 261H194V262H195ZM227 261H228V259H227ZM227 261H226V262H227ZM239 261H240V260H239ZM242 261H243V263L246 262V260H243V259H242ZM244 261H245V262H244ZM252 261H254V260H252ZM252 261H251V263H252ZM24 262H25V261L23 260L21 264H28V260L26 261V263H24ZM42 262H43V263H42ZM66 262H68V263H66ZM181 262H182V261H181ZM229 262H231V261H229ZM237 262H238V261H236V263H237ZM255 262L257 263L258 260L256 259ZM262 262H263V261H262ZM10 263H12V262H10ZM19 263H20L19 261H18V263L16 262V264H19ZM92 263H93V262H92ZM116 263H117V262H116ZM116 263H115V264H116ZM178 263H179V262H178ZM204 263H205V262H204ZM218 263H220V262H218ZM222 263H223V261H222ZM227 263H228V262H227ZM238 263H239V262H238ZM248 263H249V262H248ZM251 263H250V264H251ZM1 264H2V263H1ZM3 264H4V263H3ZM6 264H8V262H6ZM57 264H58V263H57ZM85 264H86V262H85ZM96 264H97V263H96ZM132 264H133V263H132ZM184 264H185V263H184ZM187 264H189L188 261H187ZM190 264H191V263H190ZM193 264H194V263H193ZM199 264H200V263H199ZM201 264H202V263H201ZM209 264H210V263H209ZM225 264H226V263H225ZM228 264H229V263H228ZM241 264H242V262H241ZM254 264H255V263H254ZM258 264H259V263H258ZM262 264H264V262H263Z\"/></svg>",
    "mask_w": 264,
    "mask_h": 264
}]
</instances>
